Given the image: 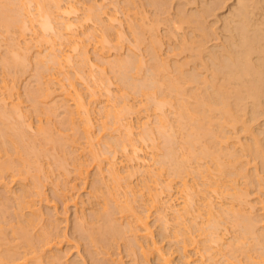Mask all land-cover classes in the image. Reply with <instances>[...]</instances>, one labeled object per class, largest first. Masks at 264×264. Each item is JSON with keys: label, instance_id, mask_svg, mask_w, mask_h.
<instances>
[{"label": "bare ground", "instance_id": "bare-ground-1", "mask_svg": "<svg viewBox=\"0 0 264 264\" xmlns=\"http://www.w3.org/2000/svg\"><path fill=\"white\" fill-rule=\"evenodd\" d=\"M12 1H17V0H10L11 3H13ZM21 1L19 3H23L22 4L23 6L25 3V7H27L26 10L27 9L30 10L28 7L30 4H28V3H31L33 1L36 2L35 3V5L37 6V7L35 6L36 8L34 6L32 7L30 5L32 7V9L33 8L36 9V12L31 13V10H32L31 9L29 11V13L24 14L25 12H22V11L23 10L25 11V9L18 2H17L18 4H16L15 2L13 3V4H16V5H14L16 7H14L13 4L8 3V1H6V0H3L2 3L5 5H3V4L0 5V12H1L0 13V16H1L0 19H3L2 16L4 14V20L0 21V22H1V24L4 22L3 24H5V27H3L2 25L1 26L4 29L5 28L8 29V31L10 32L9 27L13 28L17 25L16 28H18V30H21L20 32L18 31L19 34H21L23 36L27 35L26 32H28L29 30L32 31L34 33V35L36 34L35 32H37L36 35H39L38 31H37L39 29H36L38 27L42 28L41 31L45 30L46 33L48 31H50L51 35L47 34L46 38L44 37V40L48 41V43L44 40L43 41L45 42V44L46 43L49 44V47L52 48V49L50 48L51 51L55 50V47L57 48V45L59 46L60 50L62 49L61 48L62 46L60 47V45H59V44H61V42H59L58 39L57 40L54 39L58 42L57 45H55L56 41L54 42V40H53V42H54L53 43L51 41L52 38H59L60 37V41H61V39L64 37V39H66V41L70 40L69 43L70 42L73 43L70 45V46H72L70 48L74 47L73 51L71 52V55L69 54L70 52L67 53L66 51H64V48L61 50V52H64V53H61L59 50V52H60L59 54L58 53H52V55H51V52H50V53H48L50 55H46V56H48V60L52 61L51 65L54 64L53 66L57 67L59 64L60 67H57V68H59L58 70H60L62 68L61 66L64 65L63 61L65 64L68 63V65H69V63H70L69 61L72 60L71 58H72V54H73L74 50L76 51V49L81 48L80 51L77 50V51H79L78 57L82 58L81 66H80L81 70L77 69V71L80 70L81 72L79 71L78 73L76 72L74 74L79 76V79H81V82L82 81L83 82H86V81L90 82V80L94 82L93 87H90L91 85H87L85 83V85L88 86V88H91V89L93 88V90L88 89L89 90L88 93L90 92L89 93L90 95H87L90 97V100H88V103L89 104H91V102L95 103L94 101L98 100V98L101 97L102 95H105L107 97V95H109L112 92L111 87H110V84H112V82H110L111 78L110 77L108 78L109 75H107V71L105 69L106 68L105 66H107V65H105V64L107 61V64L109 66V61H110V65H111V61L113 59V57H111V59H109L108 51L110 52V49H112V47L119 50V51L122 50L121 47L123 48V41L125 42L127 40V39L125 40V38L127 37L126 35L128 33V32L126 33V31H125L126 28H125V25L123 24L124 22H122V20H120L121 19L120 17H122V16L120 15V17H119V15L116 14V11L118 9L115 12L112 10L113 13H115V14H110L105 9V7H104V9L102 7L100 8V6L97 4H96L97 7H95V6L92 7L95 4L94 3L91 6L92 1H91V3L89 2L90 5L89 4L86 5L83 2V5L85 4L86 6H90L89 9L87 7L86 11L88 13L86 15L83 12L84 13L83 16L85 18L83 16H81V18L83 17V21L93 20L96 25L98 24L103 29V31L101 29V34H98V35H93L94 32L91 33L90 30L92 28L89 30L90 35L92 34V36H93L92 39L95 40L93 50L95 49L97 51V53H96L97 58H100V57L104 58L106 53H108V55L106 56V59L108 57L109 61H108V59L105 61V58H104L105 63L103 62L102 64H100V62H102V61H100L101 58L95 61V62L100 61L99 62L100 65H97L98 63L95 64V62H93L91 60L93 63L92 65L94 67L96 65V67L99 68V72H100V69L102 72L106 71L105 75L107 77L102 75V80H103L102 81L100 79L101 76L97 75L99 78H96V75L93 74L95 72V68H94V71H93V69H91V70L89 69V71H91V73L89 72L90 74L84 73L85 71L84 72L82 71L84 69V68H82V66L84 67V65H83L84 63L89 61L88 62L89 65H88V63H87V65L90 66V64H91L90 63L91 58L88 55L91 51L88 52L87 49L89 47L87 48V46L90 45L89 39H91L92 36L90 37V35H89L88 40H87V43H89V44L87 46H86V44H87L86 42H84L85 44L82 43L85 40H83L81 37H79V34L77 37V38H79L78 39L79 41L75 37H72V36H77V33L79 31L78 30L76 32V30L74 29V32H72V26L73 27L75 25L77 26V23H79L80 21L79 22H75V21L73 22V20L77 17L74 16L75 17L74 18V17L70 16V14L72 15V13H73V15L75 13H77V9H78L77 4H79V3H76V2H79L78 0H31L30 2H29V0H26V2H28L27 3L28 6H26V2L24 0H21ZM100 1H102V0H100ZM116 1L118 2L120 0H116ZM116 1H114V2H116ZM170 1L171 0H159V1L155 0V2H154L153 0H148L147 1L148 4L145 3L144 5H142L141 3H144L146 1L141 2L139 0L141 7L146 6V5L149 6V5L153 4V6H155V8H157V7L159 8V9H155V10H158L157 13L153 12L156 18L155 17L151 18V24L148 23L150 21H147L146 19H144V20H146L144 22V25H140L137 23L136 24L133 23V25H132L131 24L132 22L130 23L131 28H132V32L134 33L135 38L133 41H131V40H129V41H130V43L133 42L135 47H137L136 46L137 44L146 42V39H147L146 35L150 34L148 36V41L146 42L147 43L146 51H147V54L150 55L149 57H150V60L152 63L151 62L146 63V60H144L143 56H141L142 55L141 54L142 49H139L140 56L137 55L138 54L137 52H136V55H137L136 56L135 53L133 52L134 50L133 51L131 50V47H129L131 50L130 52L133 54H131L130 52L127 53L126 52L127 50H126L124 52L125 54L127 53L126 56L124 54L123 55L124 57H121L120 54L118 53L120 57H118V55H117L118 59L116 58L117 60L114 63L115 68L118 69L117 71L119 73L118 74L119 76L117 77V74H116V77L119 78V82L121 81L124 84L123 89H125V92H123V94H122V91H121V94L119 92L120 96L123 98V99L121 98L122 100L120 102L114 103L118 100H116L113 97V99H112L113 104L111 102H109V104L105 105L106 110H105V115H103V117L105 116L106 118L104 117L105 120L103 121L101 128H102V130L104 129V130L109 131V133L111 135V139H112V136H114V133L116 135V132H117V134L119 133V137L115 136L112 140L110 139L111 140L110 142L107 141L108 145H105V146H109V149L107 148L108 150L106 149V151H105L104 150L105 146H103L104 152L102 151V153L99 152L100 154H97L94 151L95 153L94 152H92V153L95 154L94 155L95 159L98 160L99 162L100 161L103 162L104 160L110 161L109 162L110 165H108V167H110L109 175L113 174L115 177V179H113V182H114V180H116L115 183H117V184L114 183V186H113V188L115 187L117 190L114 189L115 193L110 195L111 197H113L110 199L115 200V204L116 203H122V201H117L116 198L120 197L117 195L118 191H119V195H120V191H121V189H123V191H121V192H123V193H121L122 194L121 198H123L125 196L124 199H126V200L124 201V199H122L125 202V204H123V205L121 204V210H120V204H117L119 206V209L117 208V210L119 212L121 211V213L123 212L122 214L127 213L126 216L128 215L127 216L128 218L131 216L132 222H131V220H129L130 222L129 221L127 222V220H125L128 223V224L126 223L127 226L125 227L124 226L125 224L123 225V224H121V222H119L120 219H119V221L116 219L121 225L124 226V228H123V226L122 227L117 226L118 222L116 223V220H114V218H118V217H112L113 211L108 212L107 209H110V208L105 207L104 213H106L107 215H105L106 218H102L105 221V224H104L105 226L102 225V223H100L101 225L98 224L99 226H97V227L101 226V228L100 229L98 228L99 232L98 231L97 232L99 233V236H100V234L102 235V236H100L101 240L102 239L104 240L105 238L107 239L108 234L111 235V237L113 239H114V237L119 236L121 239H123L122 241H125L126 240L125 238L129 237L130 239L128 238L129 239L128 244H125V246L128 245L127 248L129 250H127V248H126V250L128 252L130 251L129 254H131V256H134V258H133L134 260L137 258L140 259L142 261L141 264H222V263H225V264H246L247 263V264H249V262H250V264H256V262H258V264H259L260 260H257V259L261 258V257H259L260 254H262L261 256L264 255L263 254L264 253V225H261L262 222H264V221H263V218H261V217L258 218V216H260V214L255 215L257 212L255 210H252L255 208V206L252 204L253 202L251 203V201H250V197H253V196L249 193V191H250L249 189L252 190V184L251 183H253L254 185L257 184L255 187L253 185V188L256 189V187L258 186V188H257L258 191L255 189H254V191L252 190V192L253 193L255 192V194H256L257 192H260V189H261L260 193H262L263 187H264V177H263L264 175L260 176V174L261 175L263 174L260 172L264 171V0H182V1L177 0L178 2L181 1V3L176 4V3H178V2H176L175 3L176 5H174V7H173V11H169V8H170V10H172V7H169L170 5H172V4H169V3H171ZM4 2H7V3H4ZM129 2H131L130 4L128 3V5L130 7L131 4H134L136 1L130 0ZM139 2L137 4H139ZM87 3H88V1H87ZM154 3H156V5ZM167 3L169 4V6L167 5ZM6 4H8L7 6L9 8V11L7 9ZM102 4H103V2H102ZM102 4H101V6H102ZM137 4H136V6H137ZM3 6H5V7H3ZM10 6H13L14 9H13V7H12V9H10L11 8ZM79 7H81V6L79 5ZM121 7H122V9H125V8H123V6H121ZM130 9H132V8H130ZM145 9H146V14L145 13L143 14V18L149 17L148 20H150V17H152L154 15H153V13H150L151 12L150 9L149 10H147V8H145ZM160 9H161L162 13H166V14H164V16L166 15L165 17L164 16L162 17L163 14L161 12H160L161 14H159ZM33 10H32V12H33ZM82 10H80V11L82 12ZM119 11L121 12L123 10H119ZM129 11H127L128 12L127 15H131V17H132V14H130ZM152 11H154V9ZM147 13L151 14L152 16H150V15L148 16ZM124 14H126V13H124ZM68 15L72 18V20L70 19V21H69V19L67 18ZM78 15H82V14H78ZM135 16H137V18H138L139 17L138 13H136ZM212 16L214 17V19L213 18L209 19ZM65 18L67 20H65ZM122 19H124V18H122ZM135 20L137 21V19H135ZM80 23L78 25H80ZM114 23H117V25H115ZM145 23H148V24H145ZM160 23H164L165 27L161 26ZM58 24H60L59 26H62V28L68 30L67 32H69L71 29V32H70L71 35H69V36H71L72 39L65 37V35L67 33L66 32L62 33L63 29L61 27L58 28L57 27ZM130 24L127 26H130ZM148 25H149V28L146 29V26L148 27ZM19 27H20V29H19ZM89 27H90V25H89ZM60 28L62 31L61 33H60V31L59 32L57 31V29L60 30ZM94 28H96V30L98 29L97 27H94ZM113 28H115V29L117 28L116 29L117 39L115 37L114 38L115 40L112 39V37H111V36H113L112 35ZM6 29H5V31H6ZM93 29H92V31H94ZM81 30H82V28H81ZM8 31H6L7 35H5L6 40H7L9 35L13 34V33L8 34ZM6 32H5V34H6ZM11 32H12V29H11ZM16 32H14L15 36L18 35V34H16ZM32 32H30V33L32 34ZM42 32H44V31H42ZM0 33H2V32L0 31ZM39 33H40V31H39ZM133 33H132V35H133ZM86 34H89V32L84 33V35H86ZM21 35H18V38H17L18 40H19V37H21ZM44 35H46V34H44ZM12 36H14V35H12ZM15 36L12 39H15ZM67 37H68V35H67ZM5 38H4V40H5ZM9 38H11V37H9ZM38 38L41 42V40H42V39H40L41 36L40 37L38 36ZM64 39H62V41ZM2 40H3V37H2ZM9 40H11V39H9ZM80 40H82V41L80 42ZM15 41H17V40H15ZM24 41H25V39H24ZM43 41L41 43H43ZM66 41H63V42L66 43ZM211 41H212V43L210 45L209 43ZM12 42H10L11 45H12ZM21 42L23 43V40ZM113 42H115V43H113ZM15 43L19 44V41L15 42ZM24 43H26L25 45L28 48V46L30 45V42L28 41V42H24ZM36 43H37V40H36ZM69 43H67V44H69ZM16 44H15V46H16ZM50 44H51V46H50ZM80 44H83L86 47H84V46L81 47L82 45H80ZM44 45H42V46H44ZM64 45L65 44H63V46ZM166 45H167V47L165 49ZM10 46H8V47H10ZM24 46L21 49V51L26 47V46L25 47ZM42 46H41V48H42ZM16 47H18L17 51L19 53V46L17 45ZM45 47H46V45H45ZM135 47L133 46V49H135ZM12 48H13L12 51L16 50V49H14L15 48L14 45ZM41 48H40V51H41ZM44 48H42L43 49V56L45 55L44 52L47 54V52H46L47 48H45V51H44ZM59 48H57V51ZM85 48H87V49H85ZM126 48L128 49V47H125V49ZM137 48H139V46ZM50 49L48 51H50ZM163 49L165 51H163V53H162L161 51ZM27 50L29 52V49H27ZM8 51L9 50L7 49V52ZM21 51H20V53H21ZM57 51L55 50L54 52H57ZM143 51H144V49H143ZM18 53L15 52L14 55L18 54ZM22 53H23V51H22ZM24 53L27 56V52H25V49H24ZM8 55H10V54H8ZM25 55H23V54L21 55V58H20L21 63H19L17 58L20 56V54H19V56L16 55V57H17L16 59L11 54L10 55V63L11 64H7L9 62V61H7V63H3V66H5V64H6V67H7V65L9 66V65L14 64L15 68H16V67H18V66H16V64L18 65V63H19V65L20 64L22 65L25 62L27 63L26 59L30 55H29V53H28L29 56L26 57ZM73 55L76 56L77 54H73ZM98 55L100 57H98ZM46 56H44L43 58H45ZM75 56H73V57H75ZM146 56L144 54L145 59L146 58L148 59V56L147 57ZM171 56H174V57L177 56L178 57L177 59L173 60V62L175 61V63H173V64H169V62H171L169 60V58ZM11 57H12V59H11ZM25 57H26V59H25ZM49 57H50V59H49ZM78 57L76 56V58H78ZM179 57H181V58L179 59ZM6 58H9V57L7 56ZM6 58H5V60H6ZM40 58H42L41 55H40ZM27 60L30 61V59H27ZM35 60H36L35 64L39 65L38 69L36 67L35 68L40 73H41V71H40L41 68H42L41 69L42 72L46 71V70H43L45 68L44 63L41 64V63L37 62V61L42 62L41 61L42 59L39 60V57H38V58H35ZM46 60L47 59H45V61ZM73 60H74V58H73ZM73 60L71 61V63H73ZM82 62H83V64H82ZM48 63H50V62H48ZM55 63H57L56 66H55ZM45 64H47V63H45ZM145 64H146V67H145ZM147 64H149V65H147ZM41 65L42 66L44 65V66L42 67ZM70 65H74V64H70ZM70 65H69V67H70ZM92 65H91V68H93ZM101 65H103V66L105 65L104 68ZM47 66L50 67V65H48V64H47ZM86 66H85V68H86ZM88 66H87V68H88ZM49 67H47V68H49ZM63 67H65V66H63ZM112 67L113 66H111V68ZM50 68L53 69L52 66ZM57 68H55V69L57 70ZM65 68H67V65ZM77 68H79V67H77ZM87 68H86V70H88ZM109 68L110 67H108V69ZM115 68L113 67L112 69L115 70ZM8 69H10V68H8ZM18 69L20 70L19 67H18ZM52 69H48V71H50V70L53 71L54 69L53 70ZM145 69H146V71H145ZM11 70H14V69H11ZM19 70H17V71H19ZM21 70H23V69H21ZM21 70H20V72H21ZM36 71H35V73H36ZM60 71H62V69ZM10 72H12V71H10ZM39 72H38V74H39ZM63 72H64V70H63ZM71 72H73V71H71ZM74 72H75V70H74ZM46 73H47V71H46ZM46 73H44V75ZM51 73H53V72H51ZM60 73L61 72H59V74H57V75H60ZM66 73H69V72L66 71ZM14 74H17V73L14 72ZM41 74L43 75V73H41ZM65 74H63V76ZM85 74H87L88 76ZM101 74L102 73L100 72V75ZM57 75L50 77V74H49V77H50V78H48L49 81H50V79L51 80L58 79L59 76H57ZM38 76H40V75H38ZM103 76H104V79H103ZM46 77H47V75H46ZM46 77H45V79H46ZM67 77H68V74H67ZM67 77L65 76L64 78H67ZM69 77L71 79V77H73V76H69ZM75 77L76 76H74V78H72V79H74V81H75ZM106 78L108 80L110 79V81H107ZM4 80L7 81L6 79H3V81ZM37 80H41V79L37 78ZM58 80L60 81V79H58ZM49 81H48V85H49ZM70 81H71V83L69 82V85H68L69 88L67 90H64L63 93L67 91L68 94H70L72 97H74L75 105H76V106L74 105V107H76L77 110H76V113L73 110L70 111V113H69L70 116L68 117L67 112L70 109H66V110H68L66 112L67 117H65L64 120L69 118L70 121H69V119L66 121H68V125L70 123L71 125H69V126H73L72 128L74 129V127H76L75 125L79 124V123H75L77 117L73 116V112L75 114L83 117V118L81 117L83 123L85 124V126H83V130H84L83 133H86V134H84L86 137L85 138L83 137V139L84 140L87 139V143H88L87 145L91 147V151H92V149H95V146H94V144L96 143L95 141L98 140L97 135H93L94 132H93V134L91 133V130L93 129L92 127L94 125L91 121V118H93V117L90 116V112H92L93 109H91L92 111H90V108H92V107L89 108L88 103H86L87 100L83 98L85 96V94L83 96V94L81 93L82 91H80L81 89L78 90V87H76L74 81L73 82H72V80H70ZM7 82H3V83H5V85H7V87H5L4 84L1 85V87L3 86V88H6L3 90V92H5V91L10 92V93H8L9 97H10V94L12 95L11 90L14 88L12 85L11 86L12 89H11V87H9L10 84L8 85ZM38 82L39 81H37V83ZM62 82H58V83H62ZM104 82H108V83L104 84ZM41 83H42V81H41ZM45 83L47 84V82H45ZM50 83L52 85L54 84V83H52V81ZM64 83H65V81L62 84H64ZM38 84H40V82ZM55 84H57V83H55ZM65 86L63 85V87L66 89L67 86L66 87ZM120 86L121 85L119 84V88H120ZM43 87L45 88V85L44 86L42 85V88ZM7 88H9V89H7ZM44 88H43V90L45 92L39 91V92H42V94L40 93L42 96V99H46V98L48 99V97L51 94H53V95L55 94L54 93L56 91L55 89L50 88L51 90L49 91V90H47V88H45V89ZM120 89H122V88H120ZM8 90H10V91H8ZM46 90H47V92H46ZM53 90H55V91L53 92ZM130 90L136 91V92H133L135 94H138L137 92H139L140 95L142 94V96L145 97V101H143L141 99L143 101L144 105H141L142 101L140 102L139 106H136L138 104H135V103L133 104L134 101H131V99H130V97L132 98V96L129 95L130 94L129 92H132ZM32 91H35V89H33ZM51 91H52V93H51ZM29 92L31 93V90H29ZM39 92L37 94H39ZM43 92L46 94H44ZM34 94H36V93L34 92ZM34 94H32L33 95L32 99H34V102H36L35 99H37L39 97H38V95L36 96ZM68 94L66 93L65 95L67 96ZM119 94H117V95L119 96ZM1 96H0V122L3 124L2 125L3 130L1 131L2 132V136H1L2 141L0 142V179L2 178L1 180H3V178H5V177L9 178L10 175L8 176V174H11V176L14 178L13 180H15V181H17V179H18V181H20L19 178L21 179V184L18 185L19 183H17V185L20 186L19 188L21 189V190H19V188H18V190L21 192H20V194H18L19 191L16 190L15 193H17V191H18V193H17L18 195L16 194L15 196H18V197H16V199L14 198L15 202H16L15 203L16 206H14V207H17L19 209H18V211L15 209L13 211H17L18 214H15V215H17V217L19 216V218L20 217L24 218L25 212L22 214L21 211H23L24 209H28V208H30L28 210L32 211L33 210L32 207L36 206L35 205V200H36L35 198L37 196H39L38 199L41 198L43 196L42 192H44V187H43V185H41L42 183L39 182L41 178L38 176V179L40 178L39 181L36 180L37 178L34 179L35 177H33V176L35 173L33 174L32 170H31V172H32L33 176L31 177V179L32 178L33 179L32 180L30 179L31 181H33L30 183L32 185L30 186L29 184L26 183L27 175L28 174L30 175L29 169L34 170V166L40 160V159L38 160V158L43 157V155L42 156L40 155L41 152H43L42 150H44L45 152L48 151L47 150L48 147L46 148V146L45 147L42 146L43 147L42 148L39 145L37 147H41L42 149L41 148L36 149L37 148L36 144L40 143V141L35 143L33 141L34 138H32V137L37 138L35 135H37L38 131H39V134L41 131V132H43L42 135H44V131L49 130L47 132H51L52 129H51V126L47 123H44L45 128H44V126L40 127V125L39 126L37 125L38 126L37 127L35 125L36 129H38L37 133L33 134L34 136L31 135L32 132L35 131V129H33L31 126V129H33L34 131H31L30 133H29V130L28 131L24 130L26 128L25 122L28 118H26L25 117L26 115L21 112L22 106L20 107V110H19L20 105L19 104H18L19 106L16 105V103H18V102H15V103L13 102L14 103L13 105H16L15 109L13 108V105H12L13 110H11V111L12 112L14 111L13 112L14 115L12 112H10L11 113L10 114L8 112L10 110V108L9 107H8L9 109L5 108L6 105H8V104L5 105V102H7L6 99H7L8 95H6V99H5V95H3L2 97ZM34 96H36V98ZM41 96H40V98H41ZM52 97H49V98H52ZM68 97H69V95H68ZM110 97H108V98H110ZM188 97L189 98L193 97L195 99V101H193L194 103L193 102H190V103L187 102L189 100ZM193 98H190V100ZM4 99H5V102L3 101ZM114 99L116 101H114ZM133 100H134V98H133ZM2 101L4 103H2ZM60 101H61V99H60ZM89 101H91V102H89ZM38 102L40 103V99L38 100ZM59 102H57V104ZM61 102H60V104H61ZM55 103H54V105H56ZM3 104L5 105V106H3L4 110L2 109ZM66 105H65V107H66ZM93 105H91V106H93ZM59 106L60 105H58V107ZM61 106H64V103ZM69 106H70V104H69ZM167 106L169 108L173 107V109H175L174 113L177 115L176 116L177 121L176 120H173V121H176L177 122V123L175 122L176 124L171 122V120L169 119V117L167 115L168 113H166L167 112L166 111ZM16 107H18V108H16ZM35 107H36V105H35ZM6 109L8 111H6ZM54 109H55V107H54ZM71 109H73V108L71 107ZM49 110L51 111V109H49ZM100 111L101 110H99V112ZM144 111L148 112V114H146V112H144ZM150 111L155 112L154 115L156 114L155 115L156 120L154 119L155 123L153 122V124H155L154 126H151L153 124H150V125L148 124L149 121L147 120V117L151 116V115L149 116ZM7 112H8V114H7ZM142 112H144L146 115L144 116L143 115L144 113H142ZM169 113H171V111ZM174 113H172V114H174ZM23 114L25 117L24 120H23V116H22ZM102 114H104V112H102ZM173 117H172V119H173ZM48 118L50 119V117H48ZM78 118H80V117H78ZM134 118L136 119V121H137V118L140 119L142 125L137 122L139 124V126H137L138 124L136 125L135 124L136 122L135 123L133 122ZM170 118H171V116H170ZM83 119H85V121ZM145 119L147 122L145 121ZM151 119H152V117H151ZM151 119H149V120H151ZM45 120H47V119H45ZM28 121H29V119H28ZM48 121L50 123V120H48ZM1 123H0V126H1ZM39 123H41V121ZM39 123H37V124H39ZM46 124L48 126H46ZM80 124H81V122H80ZM174 124L177 127H175ZM178 124H179V127L181 126L182 129H185L188 127L187 128L188 131L185 130V132H186V134H184L185 137H182V138H181V136L178 137V139H180V141L182 139L185 140L184 142L182 140V142L185 143L184 144L185 148H182V149H185V151L181 149L180 151H183V153H181V154L176 151V149H175L176 147H174V144L173 145L171 144L173 141L175 143L177 140L176 139V136H177L176 133H178L179 130L178 131H177V129L175 130L174 127L178 128ZM30 125H31V123H30ZM65 125H67V124H65ZM140 125L143 128H140ZM28 126H29V123H28ZM35 126H33V127H35ZM49 126H50V128L46 129V127H49ZM136 127L137 128L139 127L138 129H140L141 131L137 130L138 131L137 132L135 129ZM27 128H29V127H27ZM42 128H44V129H42ZM68 128H70V127H68ZM181 128H178V129H180V131H181ZM76 129H77V127H76ZM42 130H44V131H42ZM71 131H73V130H71ZM74 131H76V130H74ZM175 131H176V133H175ZM157 132H158V134L161 133L165 137L164 139L167 141V143L171 144V146H167L166 149L163 148L164 151L165 150L166 151L163 152V154H162L163 156L161 155L163 157V159L160 160V162H159V164L161 163L160 166L157 165L158 167H156V166L153 167V164L151 165V161L154 159L155 155L158 156V158H159V155H157V154H160L159 152L162 151V150L157 151L158 153L154 154L156 152V151H154V149L157 150L156 148H160V147H157L158 144L155 143V141L157 139L159 140V138H158L159 135L157 134ZM240 132H244L246 134V137L243 136L244 139L241 138L244 141V143L239 138L242 134V133L239 134ZM27 133L30 134L31 136H28ZM80 133H82V132H80ZM182 133H184V130H183V132L181 131L180 134H182ZM51 134L53 135V133H51ZM155 134L158 135V136L156 135L157 136L156 139L154 138ZM238 135H240V136H238ZM45 136L46 135H44V141L46 138H50V140H52V138H53V137H49L50 135L46 136V137ZM94 136L96 138H94ZM76 137H78V136H76ZM41 138L43 139V137H41ZM74 138H75V136H74ZM100 138L102 139V137H100ZM100 138H99V140H100ZM106 138H108V137H106ZM106 138H104V139H106ZM234 138L235 139L237 138L238 140L237 139L236 140L241 143L239 146V143L236 141L237 145L239 146L238 148H237V145H235L236 143L234 141H230L231 139L235 140ZM55 139H56L55 141H57V139H61V138H55ZM46 140L48 141L49 139H46ZM78 140H79V138H78ZM99 140L97 141V143L100 142ZM158 140H157V142H158ZM162 140H163V138H162ZM246 140H248V142L245 144ZM36 141H37V139H36ZM75 141H77L76 138H75ZM65 142H64V146H65ZM229 142H231V143H229ZM53 143H54V141L52 142L51 146L58 144L56 142L54 144ZM67 143L68 142H66V144ZM80 143L78 142V144H80ZM176 143H178V142H176ZM61 144H63V143H61ZM163 144H164V142H163ZM163 144H162V146H163ZM223 144H225V146ZM60 145H59V147H60ZM75 145H77L76 142H75ZM102 145H103V143H102ZM184 145L182 144L181 147H183ZM70 146H72V145H70ZM86 146H85V148L87 149L88 146L87 147ZM99 146H100V144H99ZM181 147H179V148H181ZM49 148H50V146H49ZM55 148H57V147H55ZM55 148H54V150H55ZM71 148H74V147H71ZM75 148H76V146H75ZM80 148H82V147H80ZM85 148H84V150H86ZM148 148H150L153 151L149 153ZM177 148H178V146H177ZM62 149H63V147H62ZM97 149H99V148H97ZM239 149H241V150L239 151ZM50 150H49V152L52 154L53 151H50ZM99 150H101V149H99ZM241 151H244V154H242V153L240 154ZM45 152H43L44 157H47L48 155L45 156V154L47 152L46 153ZM237 152L239 154H237ZM63 153H65V152H63ZM92 153H90V154H92ZM120 153L124 156V158H122L120 160V163L121 162H122V164H123V162L125 163V165L123 164L124 170H121L120 167H122V166H120V165H119L120 167L118 166V164H119L118 159H120L118 154H120ZM63 155H65V154H63ZM4 156H5V158H4ZM12 156H14V157L12 158ZM17 156H18V158H20L19 161L14 159V158L17 159ZM242 156H244V157L242 158ZM250 156L253 158L254 161L258 160L260 162L262 167L260 166V164H258V163H256V164L259 165L261 167V169H263V170H260L259 169L260 167L256 166V168H254V170H251V171H253V172H251L252 175L247 174V172L243 173V171H245L243 169L244 168L246 169V166H245L246 163H247V165H249L248 163H250V162L252 163V161H253V160H250ZM245 157H246V159H245ZM22 158H24L25 160ZM53 160H54V162H56L57 158H56V160H55V158ZM154 160L158 161L156 159H154ZM192 160L193 161L195 160L194 162H196L197 166L193 165L194 163H192L193 162ZM244 160H246V161L243 164ZM248 160H250V162ZM14 161L19 163L17 165L18 169L14 166V165H16V163H14ZM21 161H22V163H20ZM60 161H61V159H60ZM75 161H77V160H75ZM98 161H97V164H99ZM108 161H107V163H108ZM80 162L78 161V164H73L74 165L73 170L76 173L75 178L77 176L79 179L80 178L83 179L84 173L87 170V169L85 170V168L87 166H84V164H82V162L81 163ZM33 163L35 165H33ZM20 164L24 165V166L28 165L27 167H25L27 169L25 170L24 166H22V168L24 170L23 171L21 168H19L21 166ZM65 164H66V166H68L66 162H65ZM40 165L41 164L38 162L37 166H35V170H36L37 174H40V172H41L42 167ZM100 165L101 164H99L98 167ZM102 165H104V164H102ZM66 166L63 165L64 170L66 173H69V168H67ZM151 166L153 168H155V167L156 168L152 169ZM243 166H245V167H243ZM59 168L62 169V167H59ZM105 169H107V168H105ZM251 169H252V167H251ZM100 170L102 171V168ZM165 170H169L168 171L170 173L169 176L166 175V177H164V173H165L164 171ZM256 170H257V172H255ZM258 171L260 174L258 173ZM47 173L49 174L50 171ZM254 173H256V174L258 173L259 175L257 174V177H256L255 176L256 174H254ZM37 174H35V176ZM101 174H103V173H101ZM166 174H167V172H166ZM191 174L195 175L192 177L193 179H189L187 177ZM243 174H246V175L243 176ZM49 175H51V173ZM113 175H111V177ZM137 176H139V179H141L140 183L138 181L134 182L133 181L134 178L132 179V177L136 178ZM242 176L245 179H247V178L250 179L253 176V179H250L249 181L246 180V182L248 181V183L245 182L246 184L245 183L241 184V182H240L241 187L246 185V187H243L245 189L241 188L240 185L237 184V182L239 183V181H240V180L238 181V178L242 179V181L243 180L245 181V179L241 178ZM44 178H45V175H44ZM177 178L180 179V181H178ZM254 178H255V181H254ZM79 179H77V180H79ZM103 179H101V180H103ZM22 180H24V181H22ZM175 181H176V183H178L177 185H176ZM24 182L27 185H29L31 188L29 186H27ZM5 183H7V182H5ZM98 184H100V183H98ZM247 184H251L250 185L251 188H249V186ZM101 185H103V183H101ZM44 186H45V184H44ZM98 186H96V187H98ZM41 187L43 188L42 189L43 191L41 190ZM72 187H73V185H72ZM117 187L119 188V190ZM106 188H107V186H106ZM95 190H97L96 192L101 191L100 189H95ZM95 190L93 189L94 192H95ZM98 190H100V191H98ZM105 190L106 191L110 190V187L105 189ZM116 191H117V193H116ZM64 192H65V190L63 191V193ZM96 192L94 194H96ZM108 192H106V193H108ZM91 193H93V192H91ZM111 193H113V192H109L108 194H111ZM64 194H65V196H67L66 193H64ZM64 194H62V195H64ZM104 194H105V192H104ZM11 195H12V192H11ZM97 195H98V197L96 195H95V197L98 199L100 197V195L99 194H97ZM8 196H10V195H8ZM4 197L5 196H3V198ZM114 197H115V199H114ZM258 197L259 196H257L256 198H258ZM263 197H264V195L261 198H263ZM102 198H100V199H102ZM106 198H107V196H105V200H106ZM217 198L220 200H218ZM225 198H228V201ZM256 198H255V200H257L258 202H259V200H261L260 198H258V199H256ZM6 199H9L8 201L12 202L13 197L12 198L6 197ZM138 199H139V202H138ZM92 200H94V199H92ZM74 201L76 202V200H74ZM111 201H110V203H111ZM263 201H264V198H263ZM4 202H5V200L3 199V203L2 202L1 203L4 205L5 204ZM98 202H100V201H98ZM105 202H107V201H104V203L103 202L100 203L101 205L103 204L101 210H103ZM108 202H107L106 206L112 205V204H108ZM136 202L137 203L141 202V204L137 206V204H135ZM1 203H0V205L2 207H4ZM7 203L8 202H6V204ZM64 203H66V202L64 201ZM112 203H113V207H115L116 205H114V202H112ZM262 203L263 202H261L260 204H262ZM8 204L5 206H8ZM67 204H66V206H67ZM98 204H97V206H98ZM11 206L12 205H9L8 208H10ZM263 207L264 206H262V208ZM152 208H156V209H158V211L160 213H162V214H159V216H161V215L162 216L160 218L159 217L158 218H159V220L161 219V221L163 223V225L161 227H163L164 230L166 231L165 235L168 234L167 233V231H168L167 229H169L168 226L170 225V223H172L170 221L172 219H174V218H170L171 216H168L169 212L171 211V212L176 214V218L173 221L178 223V225H177L178 227L176 228L177 230L174 229L176 231L172 234V236L176 240H178V243L181 244V246H179V248L181 247L180 249L176 248V250L179 251L178 253H181V254H179V255H181L180 257H179V255L176 256L177 257L176 259H178V258L180 259V260L178 259L179 261L177 260V262L175 261V259L172 256V254H173V253H171L173 251L172 248H171V251H169V250L166 251L165 248L163 247L164 245L161 246L160 245L161 243L159 244L158 243L159 241H156V239H154L152 236V230H151L152 228L150 225L151 222L149 224V221H148L149 216L147 214H145V213H147V211L149 209H150L149 210V212H150ZM257 208H259V207H257ZM257 208H256V210H257ZM34 209H35V207H34ZM97 209L100 213L101 210H99L98 207H97ZM1 210L4 211L5 209L3 210L1 208ZM110 210H112V209H110ZM7 211H8V209H7ZM37 211H34L33 213L35 214ZM253 211H255V213ZM19 212H21V213H19ZM101 212H103V211H101ZM156 212H157V210H156ZM263 212H264V210H263ZM30 213H28V215ZM114 214L113 215L116 216V212ZM22 215H24V216H22ZM28 215L25 216L26 219L21 218L22 220H20L19 218L16 220L17 217L13 216L16 220V221L15 220L14 221L19 222V224L16 223L17 225L16 224L15 225H9L10 227L13 226V227H11L12 229H9V226H4L6 228H3V226H2L3 224H5V225L9 224V221L11 218L9 219V221L8 220L6 221V219L4 220L0 216L1 217V220H0V264H24L25 262H27V260L30 259L28 255H30V257L33 256L37 260V261L35 260L37 262L35 264H43L45 262H43L44 261L43 259L40 260L41 257L43 256L41 252H43L45 250L46 246L48 247L51 244H53V242H54V244H56L55 241L52 239L53 234H51L52 233L51 231H49V232H48V230L42 231L43 230L42 229L41 230L42 232L37 233L36 235H34L32 233V231L34 229L33 227L36 225H34V222L32 220L33 214L31 216L29 215L32 219L29 218ZM33 216H37V213ZM95 216H97V215H95ZM105 216H103V217H105ZM120 216H123V215L120 214ZM37 218L36 219L34 218V220H37ZM41 218H42V216H41ZM83 218H84V216H83ZM98 218H99V216H98ZM228 218L231 219L230 221L235 225L234 228H237V231H238L237 235H233L235 238H233V236L231 235L233 240L231 238L232 241H230L229 243L227 242V241H229V240H227L228 238L226 239V232L227 233L229 232L228 227H231V226H227L226 232L223 229L225 227L224 224H226L227 222H230L229 220H227ZM260 218L262 221H261V224L258 225V223L260 222V220H259ZM124 219H127V218H124ZM2 220H4V221L2 222ZM77 220H78V218H77ZM233 220H234V222H233ZM81 221H82V219H81ZM86 222L87 221H85V224H86ZM92 222H93V220H92ZM14 223L12 221V224H14ZM79 223L81 224V222H79ZM90 223H91V221H90ZM176 223H175V226H176ZM227 225H229V223ZM234 225H232V226H234ZM14 226H17V227H14ZM49 226H50V224H49ZM83 226H85V225H83ZM47 227H48V225H47ZM57 227L58 226L55 225V229ZM185 227H188L191 229L193 227L197 228L196 229L197 232L200 233L198 235L200 236V238L201 237L202 238L197 239V238L193 237V234H194V232L196 233V230L194 231L193 230L194 228L192 230H188V228H185ZM7 228L12 232V238L15 236L17 238L16 241L20 240L18 244H16V245L14 244V246L12 243H10V245H9V243L5 244V242H7L8 238H9L8 233H10V231H8ZM31 228H32V231H31ZM48 228H51V227H48ZM4 229H5L6 233L8 231L7 237H6V234L4 233ZM44 229H47V228H44ZM78 229H80V228H78ZM86 229H88V227ZM86 229L84 230V228H83L84 231H87ZM186 229L188 230V232L191 231L190 234L192 236H190L189 233L186 232L187 231ZM164 230H162V232H164ZM170 231H171V229H170ZM192 231H193V234H192ZM237 231H234V232H237ZM37 232H38V230H37ZM55 232L57 233V234L55 233L56 236H58V232L56 230H55ZM89 232H90V230H89ZM92 232H94L93 229H92ZM97 232L95 230L94 234ZM13 233H14V236H13ZM127 234L129 236L124 238L123 235H127ZM96 235H95V237L97 239L98 236H96ZM169 235H170V232H169ZM172 236H170V237H172ZM92 237L94 238V236H91V238ZM102 237H105V238H102ZM53 238H55V236ZM88 238H89V236H88ZM141 238H144L145 241H141L140 240ZM85 239H87V238H85ZM96 239L94 238L93 240H96ZM98 239H99V237H98ZM166 239H168V238H166ZM4 240H5V242L3 243ZM198 240L202 241L203 245H202V247H200V249L201 248H203V249L201 252L199 251V249H198V251L195 249L196 250L195 252H197L198 254L200 252V254L199 255L197 254L199 256V259L197 258V260H194L195 259L193 256L194 254L192 253L193 255H191V253L189 252V248H190V246L192 248L193 247L196 248V243ZM110 241H112V240H110ZM9 242H12L10 240V238H9ZM126 242H127V240H126ZM59 243H61V242L59 241ZM94 243H97V242L94 241ZM102 243H100V244H102ZM199 243H197V244H199ZM4 244L7 245V247H5ZM11 244H12V247H11ZM225 245L229 246L228 249H230V250H227L228 252L224 251V249L226 250V248H227V246H225ZM53 246H55V245H53ZM57 246H58V244H57ZM95 246H97V245H95ZM59 247H60V245H59ZM220 247H222V248L226 247L224 249L221 248V252L224 251L227 254V255H225V253L223 252L224 256H222L223 254L221 255L222 259L223 258L225 259V260H223L224 262H222L218 259V255L220 253ZM245 247H247V248H245ZM217 248H219V249H217ZM243 248H245L246 252H245V250L244 251L242 250ZM19 249H24V251L19 252ZM110 249H111V247H110ZM108 250L109 249L107 247V251ZM176 250H175V252H177ZM250 250H251V252L253 251V253L249 254ZM254 250H256L258 252L257 258L254 257V255H253V254H255L254 252H256ZM20 251H22V250H20ZM39 251H41V252H39ZM38 252L41 253L42 256H40V254L38 255ZM65 252H63V253H65ZM191 252H194V251H191ZM202 252H204V253H202ZM106 253H103V254L108 255ZM108 253H110V252L108 251ZM20 254H22V256H17ZM53 254H55V253H53ZM65 254H67V253H65ZM240 254H243V255H240ZM95 255H94V257H95ZM255 255H257V254H255ZM49 256H51V255H49ZM56 256H57V254H55V260H53L54 263H53L52 259H50L52 261V262L50 261L51 263L58 264L59 259L57 260ZM221 256H220V259H221ZM241 256L246 257V259L241 258ZM33 257H31V258L33 259ZM92 257H90V258L93 259ZM174 257H175V255H174ZM195 257H196V253H195ZM44 258H45V256H44ZM49 258H51V257H49ZM107 258H109V257H107ZM112 258H111V260L109 259L112 264H120L118 260L115 261L113 259L115 261V262H113ZM53 259H54V257H53ZM253 259L256 262H254ZM65 260H67V259H65ZM103 260H105V259H103ZM121 260L122 259L120 257V261ZM244 260L245 261L250 260V261L245 263ZM55 261H56V263H55ZM62 261H60L61 264H62ZM95 261H97V259ZM98 261H99V259H98ZM107 261L108 260H106L105 262H107ZM60 262H59V264H60ZM84 262L86 263L85 260H84ZM122 262H123V260H122ZM33 264H34V262H33ZM63 264H65V263L63 262ZM66 264H68V263H66ZM72 264H74V263H72ZM93 264H96V263H93ZM104 264H106V263H104ZM131 264H133V263H131ZM260 264H264V258H263V262H261Z\"/></svg>", "mask_w": 264, "mask_h": 264}, {"label": "rangeland", "instance_id": "rangeland-1", "mask_svg": "<svg viewBox=\"0 0 264 264\" xmlns=\"http://www.w3.org/2000/svg\"><path fill=\"white\" fill-rule=\"evenodd\" d=\"M3 1V0H2ZM2 1L0 0V5H2L3 3H2ZM6 1H8V3H11L10 2V0H6ZM19 0H17V1H12L13 3L15 2L16 4H18L19 2H18ZM25 2H26V0H24ZM31 0H29V2H30ZM79 2H76V3H79V4H77L78 5V9H77V13L78 14H82V15H78L77 13H75L74 15H73V13H72V15L70 14V16L71 17H79L78 19L77 18H75L74 20H73V22L75 21V22H79L80 23V25H78L79 23H77V26L75 25L74 27L72 26V32H74V29L76 30V32L78 31V33H77V36H72V37H75L77 40L79 39V38H77L78 37V34H79V37H81L83 40H85V41H83L82 43H84V42H86L87 43V40H88V37H89V35H90V31H91V33H93V35H98V34H101V26H99L98 24L96 25L95 23H94V21L93 20H86V21H83V14L85 13V15L88 13L86 10H87V7H88V9H89V7L90 6H86V5H88L89 4V2L91 3V1H92V4H91V6L92 7H97V5H99L100 6V8L102 7L103 9H104V7H105V9L110 13V14H115V13H113V11L115 12L117 9V11H116V14L117 15H119V17H120V15L122 16V17H120L121 19L120 20H122V22H124L123 24L125 25V28H126V33H127V37L125 38V40L127 41H123V48L121 47V49L122 50H117V49H115V48H113L112 47V49H110V52L108 51V53H109V55H108V53H106V55H105V61L108 59V57H109V59H111V57H113V59H112V61H111V65H110V61H109V59H108V61H109V66H108V64H107V61H106V64L105 65H107V66H105L106 68V71H107V75H109L108 76V78L110 77L111 78V81H110V79L108 80L107 78V81H110V82H112V84H110V87H111V93L109 94V95H107V97L105 96V95H102L101 97H99L98 98V100H95L94 102L95 103H92L91 101H89V102H91V104H89L88 103V100H90V97L89 96H87V95H90L89 93H88V89H90V90H93V88L91 89V88H88V86H86L85 85V83L87 84V85H91L90 87H93V84H94V82L93 81H91L90 80V82H88V81H86V82H81V79H79V76L78 75H76V74H74V73H78L80 70H81V68H80V66H81V60H82V58H80V57H78V53H79V51H80V49L81 48H79V49H76V51L74 50V52H73V54H77L76 56L78 57V58H76V56L75 55H73L72 54V60H73V58H74V60H73V63H71V61L72 60H70L69 62V65L70 64H74V65H70V67H69V65H68V61L66 62L67 64H65L64 63V61H63V66H65L66 67V65H67V68H65V67H63V66H61L62 68V71H60V70H58L59 68H57V67H60L59 66V64H58V66L57 67H54L53 65H51V62L52 61H49L48 60V56H46V55H50V54H48V53H50L51 52V55H52V53H60L61 52V50L64 48V51H66L67 53L68 52H70L69 54L71 55V52L73 51V48H70V47H72V46H70L71 44H73V43H69V41L70 40H67L66 41V39H64V37L62 38V39H64L63 41H66V43H64L63 41H62V39H61V41H60V37L59 38H52V42H53V40L54 39H58V41L59 42H61V44L63 43V44H65L64 46H63V44L61 45V44H59L60 45V47L62 48L61 50H60V48H59V46L57 45V41L56 40H54V42L56 41V44L55 45H57V48H59L58 49V51H57V48L55 47V50L57 51V52H54L55 50H52L51 51V47H49V44H47L48 43V41H46V40H44V37L46 38V36H47V34H50L51 35V33H50V31H48L47 33H46V31L45 30H42V31H44V32H42L41 31V29L42 28H36V29H39V30H37L38 31V34L39 35H36L37 34V32H35L36 34L34 35V33L32 32V31H28V32H26V34L27 35H21V34H19V32L21 31V30H18V28H16V26L15 27H13V28H10L9 27V29H10V32L8 31V29H6V31H8V34H11V33H13V34H11V35H9L8 36V38H7V40H6V36L5 35H7V32L5 31V29L3 28V27H5V24H1V22H0V31L2 32V33H0V96L2 95H5V99H6V95H8V97H7V99H6V101L7 102H5V99L3 100L4 102H5V105L6 104H8V105H6V107L5 108H7V109H9L10 108V110L8 111L7 109H6V111H8L9 113L10 112H12L11 110H13V108L15 109V106L16 105H18L19 106V110H20V107L22 106V109H21V112L22 113H24L26 116V118H28L29 119V121H28V119L26 120V128L24 129V130H26V131H28L29 130V133L31 132V131H34L33 129H35V131L34 132H32V134L31 135H33V134H35V133H37V130L38 129H36V126L38 125H40V127H43L45 124L44 123H47V124H49L50 126H51V129H52V131L51 132H47V131H49V130H47V131H44V130H42V131H44V135H46V136H49V137H53L52 138V140L54 141V143L56 142V143H58V144H56V145H53V146H51L52 145V140H50V138H46V139H49L48 141L45 139V141H44V135H42L43 134V132H41L40 131V134H39V131H38V133H37V135H35L37 138H35V137H32V138H34V142L35 143H37V142H39L40 141V143H38V144H36V147L37 146H46V148H47V150L48 151H44V150H42L43 152H45L46 154H45V156H47V157H44V154H43V152H41V156L43 155V157H41V158H38V162L41 164L40 166L42 167V169H41V172H40V174H37L36 173V170H35V166H37V164H38V162L36 163V165L33 163V165H35L34 166V170L33 169H29L30 170V175L28 176L27 175V181H26V183L27 184H29L30 186L32 185V184H30L31 182H33V181H31L32 179H31V177L33 176L32 175V172H31V170L33 171V174L35 173V174H37L36 176H35V174H34V176L33 177H35L34 179H36V180H38L39 181V179H40V181L39 182H41L42 184L41 185H43V187H44V192H42V197L41 198H39L38 199V197L39 196H37L35 199V205L36 206H33L32 208H33V210L32 211H30V210H28V209H30V208H28V209H24L23 211H21L22 212V214L24 213V215L25 216H27L28 215V213H30L29 215L31 216L32 214L33 215H35L36 213H37V216H33L32 215V218L29 216V218H31L32 220H33V222H34V225H36V226H34L33 228V231H32V228H31V231H32V233L34 234V235H36L37 233H40V232H42V231H45V230H48V232L49 231H51L52 233L51 234H53L52 235V239L55 241V243L56 244H54V242H53V244H51L50 246H46V248H45V250L43 251V252H41V251H39V252H41L42 253V255H41V253H39L38 252V255L40 254V256H42L41 257V259L40 260H44L43 262H45V263H43V264H53L54 263V261L53 260H55V254H57V256H56V259L58 260V264H59V262L60 261H62V264H63V262L66 264V263H70V264H72V263H74V264H93V263H96V264H104V263H108V264H110L111 262H110V260H111V258H112V260L114 259L115 261H119V263L120 264H131V263H133V264H141V260L140 259H133L134 258V256H131V254H129L130 253V251L128 252L127 250H129L128 248H127V246L128 245H126L125 246V244H128V240L130 239L129 237H127V236H129L128 234L127 235H123L124 236V238L125 237H127V238H125L126 240H127V242H126V240L125 241H122L123 239H121L119 236H117V237H114V239L111 237V235H107V239L105 238V237H102V238H105L104 240L102 239H100L101 237L100 236H102L101 234H100V236H99V229L101 228V226L100 227H97V226H99V225H101L100 223H102V225H104L105 224V221H104V219H102V218H106V216L105 215H107L106 213H104V209H105V207L106 208H110V209H112V210H110V209H107V211L108 212H111V211H113V214L116 212V216H114L113 214H112V217H118V218H114V220H118L119 221V219H120V221L119 222H121V224H125L124 226L126 227L127 225H126V223L129 221V220H131V222H132V217L130 218H128L127 216H126V214H122L121 213V211L119 212L118 210H117V208L119 209V206L117 205V204H120V210H121V204L123 205V204H125V200L126 199H124V197L123 198H121L122 196V194L121 193H123V192H121V191H123V189H121V191H120V195H119V191H118V196H120L119 198H116L117 199V201H122V203H116L115 204V200H113V199H110V198H113V197H111L110 195H112V194H114L115 193V190L114 189H116L115 187L113 188V186H114V183H115V181L116 180H114V182H113V179H115V177H114V175L113 174H110L109 175V170H110V167H108V165H110L109 164V162L110 161H108V160H104L103 162H99L98 160H96L95 159V152L97 153V154H100V153H102V151H103V146H105V145H108V142H110L115 136H118L119 137V133L117 134V132H116V135H115V133H114V136H112V139H111V135H110V133H109V131H107V130H102V123H103V121L105 120V118L103 117V115H105V105L106 104H109V102H111L112 104H113V97L116 99V100H118V101H116L115 99H114V101H116V102H114V103H117V102H120L123 98L120 96V94H121V91H122V94H123V92H125V89H123V86H124V84L120 81L119 82V78H117L119 75V73H118V69L117 68H115V65H114V63L116 62V60L118 59V57H124L123 55L125 54L124 52L126 51L127 53L128 52H130L131 50L135 53V55H136V52L138 53L137 55H139L140 56V51H139V49H142L141 50V56H143V58H144V60H146V63L148 62V63H150L151 62V60H150V55L149 54H147V51H146V45H147V41H148V36L150 35V34H147L146 36H147V39H146V42H143V43H140V44H137L136 46L138 47L139 46V48H137V47H135V45H134V43L132 42V43H130V41L129 40H131V41H133L134 40V38H135V35H134V33L132 32V28H131V24L133 25V23L134 24H140V25H144V22L147 20V21H150V22H148V23H150L151 24V18H153V17H155V15H154V13L156 12L157 13V11L158 10H155V9H159L157 6V8H155V6H153V4L152 5H146V6H142L141 7V5H140V2H139V0H135L136 2V4L139 2V4H137V6H136V4L134 3V4H131V6L129 7V5H128V3L130 4L131 2H129L130 0H120V1H116V0H102V1H100V0H78ZM87 1H88V3H87ZM114 1H116V2H114ZM141 2H144V1H146V2H144V3H141L142 5H144L145 3L146 4H148L147 3V1L148 0H140ZM154 2H155V0H153ZM157 1H159V0H157ZM173 1V2H172ZM182 1V0H181ZM181 1L180 2H178L177 0H171L170 2L171 3H169V4H172V5H170L169 6V4L167 3V5L169 6V7H172V10H170V8H169V11H173V7H174V5H176V4H179V3H181ZM18 2V3H17ZM22 2V1H21ZM83 2L86 4H84L83 5ZM102 2H103V4H102ZM176 2H178V3H176ZM184 2V1H183ZM186 2V1H185ZM4 3H7V2H4ZM13 3H11V4H13ZM27 3L28 2H26V6H28L27 5ZM35 3L36 2H31V3H28V4H30L32 7L34 6H36L35 5ZM75 3V4H76ZM116 3V4H115ZM176 3V4H175ZM16 4H13V6L14 5H16ZM20 5H22L23 3H19ZM97 4V5H96ZM101 4H102V6H101ZM121 4V5H120ZM155 5H156V3H154ZM3 5H5V4H3ZM8 4H6V6H7ZM10 5V4H9ZM28 6L29 7V9L31 10L32 9V7L31 6ZM79 5L81 6V7H79ZM83 5V6H82ZM90 5V4H89ZM119 5V6H118ZM135 5V6H134ZM13 6H10L11 8L10 9H12V7ZM18 6V5H17ZM23 6V5H22ZM21 6V7H22ZM98 6V7H99ZM121 6H123V8H125V9H122V7ZM153 6V7H152ZM3 7H5V6H3ZM2 7V8H3ZM14 7H16V6H14ZM14 7H13V9H14ZM31 7V8H30ZM37 7V6H36ZM35 7V8H36ZM115 7V8H114ZM117 7V8H116ZM18 8V7H17ZM23 8L25 9V11L23 10L22 12H25L24 14H27V13H29V11L30 10H26V8L27 7H25V3H24V6H23ZM22 8V9H23ZM35 8H33L32 10H33V12H32V10H31V13H34V12H36V9ZM77 8V7H76ZM86 8V9H85ZM114 8V9H113ZM120 8V9H119ZM130 8H132V9H130ZM145 8H147V10H149L150 9V13H153V15L154 16H152L151 14H149V13H147L148 14V16L150 15V16H152V17H150V20H148V18L149 17H147V18H143V14L145 13L146 14V9ZM7 9H8V11H9V8H8V6H7ZM16 9V8H15ZM83 9V10H82ZM99 9V8H98ZM128 9V10H127ZM154 9V11H152V10ZM79 10V11H78ZM80 10H82V12L80 11ZM111 12H110V11ZM113 10V11H112ZM119 10H123V11H119ZM130 10V11H129ZM11 11V10H10ZM127 11H129V13L130 14H132V17H131V15H127L128 14V12ZM21 12V13H22ZM84 12V13H83ZM118 12V13H117ZM162 13V11H161V9L159 10V14H161ZM1 13V12H0ZM124 13H126V14H124ZM134 13V14H133ZM136 13H138V18H137V16H135L136 15ZM168 13V12H167ZM163 15H162V17L164 16V14H166V13H162ZM67 15V14H66ZM69 15H68V19H69V21H70V19L72 20V18L70 17ZM81 16H83L82 18H81ZM129 16V17H128ZM166 16V15H165ZM164 16V17H165ZM1 17V16H0ZM3 19H0V21H3L4 20V14H3ZM19 17V16H18ZM66 17V16H65ZM134 17V18H133ZM85 18V17H84ZM122 18H124V19H122ZM127 18V19H126ZM129 18V19H128ZM141 18V19H140ZM156 18V17H155ZM211 18H213L214 19V17L212 16V17H210L209 19H211ZM132 19V20H131ZM135 19H137V21L135 20ZM144 19H146V20H144ZM65 20H67L66 18H65ZM82 20V21H81ZM124 20V21H123ZM130 20V21H129ZM90 21V22H89ZM135 21V22H134ZM143 21V22H142ZM86 22V23H85ZM129 22V23H128ZM132 22V23H131ZM140 22V23H139ZM88 23V24H87ZM92 23V24H91ZM131 23V24H130ZM143 23V24H142ZM148 23H145V24H148ZM75 24V23H74ZM115 25H117V23H114ZM130 24V26H127V25H129ZM161 24V26H164V23H160ZM163 24V25H162ZM3 27H2V26ZM21 25V24H20ZM60 24H58V28L59 27H61L62 28V26H59ZM89 25H90V27H89ZM97 27L98 29V31L96 30V28H94V27ZM99 26V27H98ZM7 27V26H6ZM116 27V26H115ZM165 27V26H164ZM4 30H3V29ZM8 28V27H7ZM16 28V29H15ZM61 28H60V30L59 29H57V31L59 32L60 31V33L62 32L61 31ZM78 28V29H77ZM81 28H82V30H81ZM86 28V29H85ZM94 30V31H92V29ZM131 28V29H130ZM147 28H149V25H148V27L146 26V29ZM11 29H12V32H11ZM19 29H20V27H19ZM63 29V32L62 33H67L66 35H65V37L66 38H71V36H69V35H71V29H70V31L69 32H67L68 30H66V29H64V28H62ZM88 29V30H87ZM91 29V30H90ZM100 29V30H99ZM117 29V28H116ZM116 29L115 28H113V30H112V35L113 36H111L112 37V39H114L116 36H117V31H116ZM130 29V30H129ZM66 30V31H65ZM84 30V31H83ZM90 30V31H89ZM17 31V32H16ZM19 31V32H18ZM39 31H40V33H39ZM56 31V32H57ZM87 31V32H86ZM102 31H103V29H102ZM5 32H6V34H5ZM14 32H16V34H18V35H21V37H19V40L17 39L18 38V35H16L15 36V33ZM30 32H32V34L30 33ZM80 32V33H79ZM89 32V34H86V35H84V33H88ZM97 32V33H96ZM133 33V35H132V33ZM69 33V34H68ZM96 33V34H95ZM44 34H46V35H44ZM73 34V33H72ZM83 34V35H82ZM116 34V35H115ZM12 35H14L15 36V39H12L14 36H12ZM67 35H68V37H67ZM75 35V34H74ZM81 35V36H80ZM88 35V36H87ZM23 36V37H22ZM38 36L40 37L41 36V38L40 39H42L41 40V42L44 40V41H46L47 43L45 44V42L43 41V43H41L40 42V40H39V38H38ZM83 36V37H82ZM85 36V37H84ZM92 36V34L90 35V37ZM2 37H3V40H2ZM9 37H11V38H9ZM36 37V38H35ZM49 37V36H48ZM54 37V36H53ZM4 38H5V40H4ZM38 38V39H37ZM74 38V39H75ZM80 38V39H81ZM85 38V39H84ZM93 38V36L91 37V39ZM9 39H11V40H9ZM24 39H25V41H24ZM72 39V38H71ZM89 39V43H90V45H88L89 43H87L86 44V46H87V48H85V49H87L88 50V52L89 51H91L88 55H89V57L91 58L90 59V66H88L89 65V61L88 62H86V63H84L83 64V62H82V64L84 65V67L82 66V68H84L82 71L84 72V73H87V74H90L91 73V71H89V69L91 70V69H93V71H94V68H95V72L93 73V74H95L96 75V78H99L98 76H101V80H102V75H104L105 77H107L106 75H105V73H106V71H101V69H100V72L102 73L101 75H100V72H99V68H97L96 67V65H95V67L92 65L93 63H92V61L93 62H95L96 60H98V59H100L101 57L98 55V57H100V58H97V51L94 49L93 50V48H94V39ZM116 39H117V37H116ZM15 40H17V41H15ZM23 40V43L21 42ZM36 40H37V43H36ZM115 40V39H114ZM12 42V45H11V43L10 42ZM19 41V44L17 43H15V42H18ZM30 42V45L28 46V48H27V46L25 45L26 43H24V42ZM79 41V40H78ZM82 40H80V42H81ZM91 41V42H90ZM8 42V43H7ZM32 42V43H31ZM35 44H34V43ZM50 42V41H49ZM51 42V43H52ZM53 42V43H54ZM116 42V41H115ZM115 42H113V43H115ZM41 43V44H40ZM67 43H69V44H67ZM146 43V44H145ZM211 43H212V41L209 43L210 45H211ZM7 44V45H6ZM9 44V45H8ZM15 44H16V46L18 45L19 46V53H18V51H17V49H18V47H16L15 46ZM23 44V45H22ZM29 44V43H28ZM46 45V47H45V45ZM85 44V43H84ZM126 46H125V45ZM128 44V45H127ZM131 46H130V45ZM143 44V45H142ZM11 45V46H10ZM13 45H14V49H16V50H14V51H12V47H13ZM22 45V46H21ZM26 47H25V46ZM42 45H44V46H42ZM54 45V46H55ZM69 45V46H68ZM80 45H82L81 47H86L85 45H83V44H80ZM8 46H10V47H8ZM23 46L25 47L24 49H25V52H27V56H29V57H27L26 55H25V53H24V49L22 50L23 51V53H22V51H21V49L23 48ZM31 46V47H30ZM41 46H42V48H47L46 49V52H47V54L44 52V56H46L45 58H43L44 56H43V49L41 48ZM50 46H51V44H50ZM133 46L135 47V49H133ZM144 46V47H143ZM8 47V48H7ZM66 47V48H65ZM70 49H69V48ZM80 47V46H79ZM125 47H128V49L126 48L125 49ZM129 47H131V50H130V48ZM166 47H167V45L165 46V49H166ZM29 49V52H28V50L27 49ZM40 48H41V51H40ZM45 48H44V51H45ZM50 49V51H48L49 49ZM7 49L11 52H7ZM11 49V50H10ZM119 49V48H118ZM143 49H144V51H143ZM59 50H60V52H59ZM77 50H79V51H77ZM117 50V51H116ZM138 50V51H137ZM20 51H21V53L23 54V55H25L26 57H27V59H30V61L29 60H27L26 59V57H25V59H26V61H27V63L25 62V63H23L22 65L20 64L19 65V63H21L20 61H21V53H20ZM96 51V52H95ZM123 51V52H122ZM163 51H165L164 49L161 51L162 53H163ZM6 52V53H5ZM18 53V54H15L14 55V53ZM28 53H29V55H28ZM42 53V54H41ZM61 53H64V52H61ZM120 54V56H119V54ZM123 53V54H122ZM126 53V54H127ZM131 53V52H130ZM8 54H12V56H14V58L16 59L17 57H16V55L17 56H19V54H20V56L17 58L18 59V65L16 64V66H18L19 68H20V70L21 69H23V70H21V72H20V70L18 69V67H16L15 68V65L13 66V65H7V67H6V64H5V66H3V63H7V61H9L7 64H11L10 63V55H8ZM66 54V53H65ZM99 54V53H98ZM122 54V55H121ZM126 54H125V56H126ZM131 54H133V53H131ZM144 54H145V56L147 55L148 56V59L146 58L145 59V57H144ZM6 55V56H5ZM40 55H41V57L42 58H40ZM108 55V57H107V59H106V56ZM117 55H118V57H117ZM136 55V56H137ZM9 57V58H6V57ZM73 56H75V57H73ZM146 56V57H147ZM39 57V60L40 59H42L41 61L42 62H39V61H37L38 63H41V64H43L44 63V65H45V68L43 69V70H46L47 71V73H46V71H43L42 72V68L40 69V71H41V73H43V75L37 70L38 69V67H39V65L38 64H35L36 63V60H35V58H38ZM51 57V56H50ZM50 57H49V59H50ZM115 57V58H114ZM172 57V58H171ZM170 58H169V60L171 61V62H169V64H173V63H175V61L173 62V60L174 59H177L178 57L176 56V57H174V56H171ZM182 57V56H181ZM181 57H179V59L181 58ZM5 58H6V60H5ZM13 58V59H14ZM76 58V59H75ZM93 58V59H92ZM104 58H101L100 59V61H102V62H100V61H97V62H95V64H97V65H100V64H102L103 62L105 63V61H104ZM117 58V59H116ZM11 59H12V57H11ZM44 59V60H43ZM45 59H47L46 61H45ZM80 59V60H79ZM115 59V60H114ZM77 60V61H76ZM79 60V61H78ZM92 60V61H91ZM150 60V61H149ZM6 61V62H5ZM114 61V62H113ZM48 62H50V63H48ZM80 62V63H79ZM99 62H100V64H99ZM45 63H47L48 65H50V67L52 66L53 67V69L52 68H50L49 66H47V64H45ZM87 63H88V65H87ZM152 63V62H151ZM56 64L57 63H55V66H56ZM25 65V66H24ZM37 65V66H36ZM43 65V66H44ZM79 65V66H78ZM88 66V68H87V66ZM91 65L93 66V68H91ZM147 65H149V64H147ZM21 66V67H20ZM42 66V65H41ZM42 66V67H43ZM85 66H86V68L88 69V70H86V68H85ZM101 66H103V65H101ZM104 66H103V68H104ZM111 66H113L114 68H115V70H113L112 68H111ZM14 67V68H13ZM37 69H36V68ZM47 67H49V68H47ZM77 67H79V68H77ZM108 67H110L109 69H108ZM145 67H146V64H145ZM8 68H10V69H8ZM55 68H57V70L59 71V72H61L60 73V75H57V74H59V72L55 69ZM97 68V69H96ZM11 69H14V70H11ZM19 70V71H17V70ZM48 69H52L53 71H51V72H53V73H51L50 71H48ZM70 69V70H69ZM73 69V70H72ZM77 69H80V70H78L77 71ZM108 69V70H107ZM16 70V71H15ZM37 70V71H36ZM63 70H64V72H63ZM74 70H75V72H74ZM10 71H12V72H10ZM35 71H36V73H35ZM55 71V72H54ZM57 71V72H56ZM66 71L67 72H69V73H66ZM71 71H73V72H71ZM88 71V72H87ZM97 71V72H96ZM113 71V72H112ZM145 71H146V69H145ZM14 72L15 73H17V74H14ZM38 72H39V74H38ZM81 72V71H80ZM90 72V73H89ZM110 72V73H109ZM44 73H46L45 75H44ZM56 73V74H55ZM65 74L64 76H63V74ZM71 73V74H70ZM73 73V74H72ZM97 73V74H96ZM99 73V74H98ZM14 74V75H13ZM37 76H36V75ZM49 74H50V77L51 76H54V75H57V76H59L58 77V79H60V81L58 80V79H53V80H51L50 79V81H49V79L48 78H50L49 77ZM52 74V75H51ZM67 74H68V77H67ZM70 74V75H69ZM87 74H85V75H87ZM116 74H117V77H116ZM38 75H40V76H38ZM46 75H47V77H46ZM98 75V76H97ZM56 76V77H57ZM63 76V77H62ZM67 77V78H64V77ZM69 76H73V77H71V79H70V77ZM74 76H76L75 77V81H74V79H72V78H74ZM88 76V75H87ZM104 76H103V79H104ZM45 77H46V79H45ZM37 78H39V79H41V80H37ZM44 78V79H43ZM69 78V79H68ZM3 79H6L7 81H3ZM79 79V80H78ZM47 80V81H46ZM57 80V81H56ZM70 80H72V82L74 81V83H75V85H76V87H78V90H80V91H82L81 93L83 94V96H84V94H85V96L83 97L84 99H86L87 100V102L86 103H88V105H89V108L90 107H92V108H90V111H92L91 109H93V113L92 112H90V116L91 117H93V118H91V121H92V123H93V129L91 130V133L93 134V132H94V134L93 135H97V139L99 140V138L100 137H102V139L100 138V142H98L99 144H100V146H99V144L97 143V141L98 140H96L95 142V144H94V146H95V149H92V151H91V147L90 146H88L87 144V139H83V137L85 138L86 136L84 135V134H86V133H83L84 132V130H83V126H85V124L83 123V121H82V119H81V117L82 116H79V115H77V114H75L76 113V110H77V108L76 107H74V105H75V100H74V97H72L70 94H68V92L66 91V92H64L63 93V91L64 90H67L68 88H69V82L71 83V81ZM83 80V79H82ZM2 81V82H1ZM37 81H39L40 82V84H38L37 83ZM41 81H42V83H41ZM47 82V84L45 83V82ZM48 81H49V85L51 84L50 82L52 81V83H54L53 85L51 84L50 86L48 85ZM65 81V83L64 84H62L63 82ZM68 81V82H67ZM103 81V80H102ZM3 82H7V84L9 85L10 84V86L9 87H11L12 85H13V88L14 89H12V87H11V93H12V95L10 94V97H9V94L8 93H10V92H3V90L4 89H6V88H3V86L1 87V85H5V83H3ZM44 82V83H43ZM58 82H62V83H58ZM92 82V83H91ZM2 83V84H1ZM55 83H57V84H55ZM77 83V84H76ZM89 83V84H88ZM107 84L108 82H104V84ZM121 85L120 86V88H122V89H120L119 88V84ZM39 85V86H38ZM42 85L44 86L45 85V88H47V90H51V89H55V90H53V92L55 93L54 95L53 94H51L49 97H52V98H49L48 97V99L46 98V99H42V96H41V94H42V92H39V91H44L43 90V88H42ZM47 85V86H46ZM63 85L65 86H67V88L65 89L64 87H63ZM51 88H49V87ZM65 86V87H66ZM118 86V87H117ZM5 87H7V85H5ZM40 87V88H39ZM55 87V88H54ZM61 87V88H60ZM64 89H63V88ZM95 87V86H94ZM42 88V89H41ZM44 88V89H45ZM58 90H57V89ZM126 88V87H125ZM7 89H9V88H7ZM33 89H35V91H32ZM40 89V90H39ZM62 89V90H61ZM127 89V88H126ZM29 90H31V93L29 92ZM38 90V91H37ZM47 90H46V92H47ZM2 91V92H1ZM8 91H10V90H8ZM37 91V92H36ZM62 91V92H61ZM127 91V90H126ZM129 91V90H128ZM130 91H132V92H129L130 94V96H132V98L130 97V99H131V101H134L133 102V104L135 103V104H138V105H136V106H139L140 105V102L143 100V101H145V97L144 96H142V94L140 95L139 94V92H137L138 94H135V93H133V92H136V91H133V90H130ZM34 92L36 93V94H34ZM39 92V94H37ZM45 92V91H44ZM43 92V93H44ZM119 92H120V94H119ZM3 93V94H2ZM5 93V94H4ZM51 93H52V91H51ZM68 94L69 95V97H68V95L66 96L65 94ZM113 93V94H112ZM32 94H34V95H38V97L39 98H37V99H35L36 100V102H34V99H32V97H33V95L31 96ZM44 94H46V93H44ZM43 94V95H44ZM112 94V95H111ZM117 94H119V96L117 95ZM1 96V97H2ZM36 96H34L35 98H36ZM40 96H41V98H40ZM45 96V95H44ZM73 98H71V97ZM111 96V97H110ZM55 97V98H54ZM68 99H67V98ZM108 97H110V98H108ZM117 97V98H116ZM44 98V97H43ZM67 100H66V99ZM102 98V99H101ZM120 98V99H119ZM122 98V99H121ZM133 98H134V100H133ZM189 98V97H188ZM190 98H193V97H190ZM190 98H189V100L187 101V102H193V101H195V99L193 98V99H191L190 100ZM40 99V103L38 102V100ZM52 99V100H51ZM59 99V100H58ZM60 99H61V101H60ZM111 99V100H110ZM142 99V100H141ZM70 100V101H69ZM85 100V101H86ZM2 101V103H4ZM61 102V104H60V102ZM74 101V102H73ZM106 101V102H105ZM143 101L141 102V105H144V103H143ZM15 102H18V103H16V105H13ZM56 102V103H55ZM57 102H59L58 104H57ZM139 102V103H138ZM54 103L57 105H54ZM63 103H64V106H61V105H63ZM110 103V104H111ZM194 103V102H193ZM67 104V105H66ZM69 104H70V106L73 108V109H71V107L69 106ZM94 104V105H93ZM121 104V103H120ZM192 104V103H191ZM4 104L2 105V109L4 110V107L3 106H5ZM12 105H13V108H12ZM35 105H36V107H35ZM58 105H60L59 107H58ZM65 105H66V107H65ZM91 105H93V106H91ZM103 105V106H102ZM11 106V107H10ZM69 106V107H68ZM76 106V105H75ZM9 107V108H8ZM53 109H52V108ZM54 107H55V109H54ZM68 107V108H67ZM12 108V109H11ZM16 108H18V107H16ZM75 108V109H74ZM103 108V109H102ZM172 108V109H171ZM171 108H169L168 106L166 107V113H168L167 115H168V117H169V119L171 120V122H173V123H175L176 121H177V115L174 113L175 111V109H173V107H171ZM49 109H51V111L49 110ZM66 109H70L69 111L68 110H66ZM168 109V110H167ZM74 111L73 112V116L75 117H77V119H76V121H75V123H79V124H76L75 126L77 127V129H76V127H74V129L72 128L73 126H69V125H71L70 123H69V125H68V121H66V120H68V119H66V120H64L65 119V117H67L66 116V112H67V114H68V117L70 116L69 115V113H70V111ZM99 110H101L100 112H99ZM171 111V113H169L170 111ZM5 111V112H6ZM55 111V112H54ZM8 112H7V114H8ZM14 112V111H13ZM12 112V113H13ZM20 112V111H19ZM49 112V113H48ZM52 112V113H51ZM78 112V111H77ZM102 112H104V114H102ZM144 112H146V111H144ZM144 112H142V113H144ZM92 113V114H91ZM154 113L155 112H152V111H150V113H149V116L150 117H147V120L149 121L148 122V124L150 125V124H153V122L155 123V120H156V117H155V115H154ZM172 113H174V114H172ZM11 114V113H10ZM24 114L22 115L23 116V120L25 119V117H24ZM146 114H148V112H146ZM145 113L143 114L144 116L146 115ZM13 115H14V113H13ZM153 115V116H152ZM171 116V118H170V116ZM89 116V117H90ZM143 116V117H144ZM174 116V117H173ZM48 117H50V119L48 118ZM78 117H80V118H78ZM151 117H152V119H151ZM155 117V118H154ZM172 117H173V119H172ZM22 118V117H21ZM83 118V117H82ZM136 118V117H135ZM134 118V119H135ZM45 119H47V120H45ZM62 119V120H61ZM80 119V120H79ZM133 119V122L137 125L138 123H140L141 124V121H140V119H138L137 118V121H136V119L134 120ZM149 119H151V120H149ZM155 119V120H154ZM48 120H50V123H49V121ZM53 120V121H52ZM84 121H85V119H83ZM94 120V121H93ZM139 120V121H138ZM153 120V121H152ZM173 120H176V121H173ZM41 121V123H39ZM52 121V122H51ZM64 121V122H63ZM69 121H70V119H69ZM143 121V120H142ZM145 121H146V119H145ZM151 121V122H150ZM63 122V123H62ZM66 122V123H65ZM80 122H81V124H80ZM138 122V123H137ZM147 122V121H146ZM1 123V122H0ZM28 123H29V126H28ZM30 123H31V125H30ZM37 123H39V124H37ZM177 123V122H176ZM175 123V124H176ZM43 124V125H42ZM46 124V126H48ZM65 124H67V125H65ZM84 124V125H83ZM175 124H174V126H175ZM2 123H1V126H0V137L2 136V130H3V128H2ZM36 125V126H35ZM42 125V126H41ZM142 125V124H141ZM141 125H140V128H143V127H141ZM155 124H153V125H151V126H154ZM31 126H32V128L33 129H31ZM33 126H35V127H33ZM37 126V127H38ZM50 126L49 127H46V129H48V128H50ZM80 126V127H79ZM137 126H139V124L137 125ZM27 127H29V128H27ZM68 127H70V128H68ZM175 127H177V126H175ZM174 127V129L176 130L177 129V131L179 130V134L181 133V131L183 132V130H184V133H182V134H178V133H176V131H175V133L177 134V136H176V142H180L179 144L178 143H174V141L171 143L172 145L174 144V147H176L175 149H176V151L178 152V153H183V151H180L182 148H185V143H183L185 140H183V142H182V140L180 141V139H178V137H180L181 136V138L182 137H185L184 136V134H186V132H185V130H187V128H185V129H182L181 128V126L179 127V124H178V128H181V131H180V129H178V128H175ZM44 128H45V126H44ZM44 128H42V129H44ZM139 128V127H138ZM137 127L135 128L136 129V131L138 130V131H141L140 129H138ZM50 129V130H51ZM73 130V131H71V130ZM82 129V130H81ZM74 130H76V131H74ZM107 131V132H106ZM137 131V132H138ZM188 131V130H187ZM80 132H82V133H80ZM107 134H106V133ZM51 133H53V135L51 134ZM243 135H242V134ZM49 134V135H48ZM77 134V135H76ZM79 134V135H78ZM157 134H158V132H157ZM157 134H155L154 135V138L156 139L157 138V136H158V138H159V140H158V142H157V140L155 141V143L156 144H158V146L157 147H160V148H156L157 150H155L154 149V151H156L154 154H157L158 152L157 151H160V150H162L161 152H159L160 154H157V155H159V158H158V156H156L155 155V157H154V159H156V160H158V161H155L154 159L151 161V165L153 164V167L154 166H156V167H158L157 165H159L160 166V164H159V162H160V160H162L163 159V152H165L164 151V149H166L167 148V146H171V144H169V143H167V141L164 139L165 137L161 134V133H159L158 135ZM239 134H241V136L240 135H238V136H240L239 138L241 139V138H243V136L244 137H246V134L244 133V132H240ZM245 134V135H244ZM27 135L28 136H31L30 134H28L27 133ZM52 135V136H51ZM110 135V136H109ZM157 135V136H156ZM162 137H161V136ZM34 136V135H33ZM43 137V139L41 138V137ZM45 136V137H46ZM64 136V137H63ZM74 136H75V138H76V140L77 141H75V138H74ZM76 136H78V137H76ZM106 137H108V138H106ZM161 137V138H160ZM187 137V136H186ZM31 138V139H32ZM40 138V139H39ZM55 138H61V139H57V141H55L56 139ZM70 138V139H69ZM78 138H79V140H78ZM94 138H96L95 136H94ZM104 138H106V139H104ZM162 138H163V140H162ZM238 138V137H237ZM236 138V139H237ZM36 139H37V141H36ZM42 139V140H41ZM69 139V140H68ZM109 139V140H108ZM111 139V140H110ZM116 139V138H115ZM185 139V138H184ZM235 139V138H234ZM230 140V141H234L235 143V145H237V142L239 143V146H240V142L239 141H237V140ZM244 139V138H243ZM247 139V138H246ZM62 142H61V141ZM68 142L67 144H66V142ZM71 140V141H70ZM74 140V141H73ZM242 140V139H241ZM2 141V137L0 138V142ZM42 141V142H41ZM52 141V142H51ZM65 142V146H64V142ZM70 141V142H69ZM108 141V142H107ZM237 141V142H236ZM243 141V140H242ZM44 142V143H43ZM60 142V143H59ZM73 142V143H72ZM75 142H76V144L77 145H75ZM78 142L80 143V144H78ZM106 142V143H105ZM160 142V143H159ZM163 142H164V144H163ZM182 142V143H181ZM248 142V140H246V142H245V144ZM53 143V144H54ZM61 143H63V144H61ZM102 143H103V145H102ZM166 143V144H165ZM229 143H231V142H229ZM243 143H244V141H243ZM42 144V145H41ZM50 144V145H49ZM62 146H61V145ZM72 145V146H70V145ZM85 144V145H84ZM160 144V145H159ZM162 144H163V146H162ZM168 144V145H167ZM184 145L183 147H181V145ZM233 144V143H232ZM58 145V146H57ZM59 145H60V147H59ZM80 145V146H79ZM84 145V146H83ZM88 146V148L86 149L85 148V146ZM224 146H225V144H223ZM243 145V144H242ZM241 145V146H242ZM49 146H50V148H49ZM68 146V147H67ZM75 146H76V148H75ZM86 146V147H87ZM177 146H178V148H177ZM238 145H237V148L239 147ZM35 147V148H36ZM41 147H37L36 149H40ZM55 147H57V148H55ZM62 147H63V149H62ZM71 147H74V148H71ZM80 147H82V148H80ZM86 149V150H84V148ZM90 147V148H89ZM179 147H181V148H179ZM43 148V147H42ZM41 148V149H42ZM45 148V149H46ZM54 148H55V150H54ZM66 148V149H65ZM70 148V149H69ZM97 148H99V149H101V150H99V149H97ZM109 149V146H105V148H104V150L106 151V149ZM164 148V149H163ZM241 148V147H240ZM51 149V150H50ZM79 149V150H78ZM97 149V150H96ZM107 149V150H108ZM149 150V153L150 152H152L153 150H151L150 148H148ZM159 149V150H158ZM49 150L50 151H53L52 152V154L49 152ZM57 150V151H56ZM89 150V151H88ZM99 150V151H98ZM182 150H184L185 151V149H182ZM241 149H239V151H240ZM39 151V150H38ZM41 151V150H40ZM62 151V152H61ZM71 151V152H70ZM95 151V152H94ZM98 151V152H97ZM63 152H65V153H63ZM69 154H68V153ZM92 152H94V153H92ZM100 152V153H99ZM104 152V151H103ZM90 153H92V154H90ZM244 154V151H241L240 152V154ZM56 156H55V155ZM63 154H65V155H63ZM237 154H239L238 152H237ZM162 155V156H161ZM118 156H119V158L120 159H118L119 161H118V166L120 165V166H122V167H120L121 168V170H124V165H125V163L123 162V164H122V162L120 163V160L122 159V158H124V156L120 153V154H118ZM246 156V155H245ZM14 156H12V158H13ZM16 157V156H15ZM60 157V158H59ZM161 157V158H160ZM244 156H242V158H243ZM249 157V156H248ZM247 157V158H248ZM4 158H5V156H4ZM55 158V160H56V158H57V163L56 162H54V159ZM158 158V159H157ZM15 160H17V161H19V159L20 158H18V156H17V159L16 158H14ZM22 159H24V158H22ZM60 159H61V161H60ZM80 159V160H79ZM95 159V160H94ZM245 159H246V157H245ZM249 159V158H248ZM13 160V159H12ZM25 160V159H24ZM75 160H77V161H75ZM243 160V159H242ZM250 160H253V158L250 156ZM250 160H248L249 162H250ZM74 161V162H73ZM78 161L80 162H82V164H84V166H87L86 168H85V173H84V176H83V179L82 178H78L77 176H76V178H75V171L73 170V167H74V165L73 164H78ZM97 161L99 162V164H101L99 167H98V165L99 164H97ZM107 161H108V163H107ZM193 161V160H192ZM195 161V160H194ZM192 162V163H194L193 165H196L197 166V164H196V162ZM245 161L246 160H244L243 161V164L245 163ZM247 161V162H248ZM63 162V163H62ZM65 162L67 163V165L68 166H66V164H65ZM76 162V163H75ZM80 162V163H81ZM14 163H16V165H14L16 168H17V165L19 164V163H17L16 161H14ZM20 163H22V161L20 162ZM157 163V164H156ZM191 163V162H190ZM254 163V164H253ZM256 163H258V164H260V162L258 161V160H256V161H252V163L250 162V163H248L249 165H247V163H246V169L244 168L243 170H245V171H243V173L245 172H247V174H251L252 175V173L251 172H253V171H251V170H254V168H256V166H259V165H257ZM97 164V165H96ZM102 164H104V165H102ZM106 164V165H105ZM122 164V165H121ZM156 164V165H155ZM242 164V163H241ZM240 164V165H241ZM21 165V164H20ZM19 165V166H20ZM32 165V166H33ZM60 165V166H59ZM63 165H65L67 168H69V173H66L65 172V170H64V167H63ZM22 166H24V165H21L19 168H21L22 170H23V168H22ZM28 165H26V166H24V169L26 170L27 168H25V167H27ZM31 166V167H32ZM39 166V165H38ZM76 166V165H75ZM106 166V167H105ZM245 166H243V167H245ZM248 166V167H247ZM260 166H261V164H260ZM259 166V167H260ZM30 167V168H31ZM59 167H62V169H60ZM107 168V169H105V168ZM152 167V166H151ZM152 167V169H155V168H153ZM251 167H252V169H251ZM258 167V168H259ZM262 167V166H261ZM261 167L259 168L260 170H263V169H261ZM15 168V169H16ZM40 168V167H39ZM38 168V169H39ZM102 168V171L100 170ZM109 168V169H108ZM248 168V169H247ZM250 168V169H249ZM18 169V168H17ZM75 169V168H74ZM99 169V170H98ZM105 169V170H104ZM71 170V171H70ZM108 170V171H107ZM258 170V169H257ZM257 170L255 171V172H257ZM24 171V170H23ZM35 171V172H34ZM49 172L50 171V173H51V175H49L47 172ZM73 171V172H72ZM105 171V172H104ZM169 170H165L164 172V177H166V175H168L169 176V172H168ZM171 171V170H170ZM39 172V171H38ZM64 172V173H63ZM99 172V173H98ZM166 172H167V174H166ZM172 172V171H171ZM12 173V172H11ZM66 173V174H65ZM101 173H103V174H101ZM258 173H259V171H258ZM257 173V174H258ZM260 173H263L262 175L260 174ZM259 174H260V176H263L264 175V171H262V172H260ZM99 174V175H98ZM254 174H256V173H254ZM257 174L255 175L256 177H257ZM258 174V175H259ZM10 175V176H9ZM44 175H45V178H44ZM49 177H48V176ZM111 175H113L112 177H111ZM192 175V176H191ZM191 175H189V176H187L189 179H193L192 177L193 176H195L194 174H191ZM246 174H243V176H245ZM8 176H9V178L8 177H5V178H3V180H1L0 179V203L2 202L3 203V199L5 200V204L3 205L2 203V205L5 207H2L1 205H0V207L4 210V211H2L1 210V208H0V210L2 211H0V216L5 220L6 219V221L8 220L9 221V219H10V221H9V224H7V225H5V224H3L2 226H3V228H6V227H4V226H9V225H15L16 223H18L19 224V222H15L18 218H19V216L17 217V215H15V214H18L17 213V211H18V209L19 208H17V207H14V206H16V202H15V199H16V197H18V196H15L17 193H18V191L19 190H21L19 187L20 186H18V185H20L21 184V179L19 178V180L20 181H18V179H17V181H15V180H13L14 178L11 176V174H8ZM38 176L40 177L39 179H38ZM100 176V177H99ZM106 176V177H105ZM240 176V175H239ZM243 176L241 177V178H243ZM102 177V178H101ZM110 177V178H109ZM264 177V176H263ZM8 178V179H7ZM44 178V179H43ZM101 178V179H103V180H99V179ZM135 180H134V179ZM31 179V180H30ZM77 179H79V180H77ZM132 179H133V181L134 182H139L140 183V181H141V179H139V176H137L136 178L135 177H132ZM243 179H245V178H243ZM250 179H253V176L250 178ZM250 179H245V181L243 182L242 181V179H240V178H238V181H239V183L237 182V184H239L240 185V182H241V184L242 183H245L246 182V180H250ZM30 180V181H29ZM176 180V179H175ZM177 180L178 181H180V179H178L177 178ZM176 180V181H177ZM22 181H24V180H22ZM44 181V182H43ZM100 181V182H99ZM103 181V182H102ZM105 181V182H104ZM176 181H175V183H176ZM177 181V182H178ZM248 181L246 182V183H248ZM254 181H255V178H254ZM5 182H7V183H5ZM29 182V183H28ZM5 183V184H4ZM17 183H19L18 185H17ZM25 183V182H24ZM25 183V184H26ZM98 183H100V184H98ZM101 183H103V185H101ZM245 183V184H246ZM7 184V185H6ZM26 184V185H27ZM44 184H45V186H44ZM96 184V185H95ZM99 186H98V185ZM105 184V185H104ZM115 184H117V183H115ZM178 183H176V185H177ZM252 184V190L254 191V189L255 188H253V183H251ZM251 184H247L248 186H249V188H251ZM29 185H27V186H29ZM68 185V186H67ZM70 185V186H69ZM72 185H73V187H72ZM238 185V186H239ZM244 185V184H243ZM257 185V184H256ZM256 185H254V187L256 186ZM18 186V187H17ZM29 186V187H30ZM67 186V187H66ZM94 186V187H93ZM96 186H98V187H96ZM106 186H107V188H109L110 187V190H105V189H107L106 188ZM117 186V185H116ZM28 187V188H29ZM100 187V188H99ZM119 187V186H118ZM117 187V188H118ZM240 187H241V185H240ZM243 187H246V185H244V186H242L241 188H243ZM18 188H19V190H18ZM31 188V187H30ZM29 188V189H30ZM73 188V189H72ZM105 188V189H104ZM248 188V187H247ZM246 188V189H247ZM248 188V189H249ZM257 188H258V186L256 187V189L255 190H257ZM260 188V187H259ZM43 188L41 187V190H42ZM65 190V192L64 193H66V195L67 196H65V194L63 193V191ZM67 189V190H66ZM69 189V190H68ZM93 189L95 190V189H100V190H98V191H100V192H96L97 190H95V192H96V194H94L95 192L93 191ZM243 189H245V188H243ZM247 189V190H248ZM9 190V191H8ZM16 190H18L17 191V193H15L16 192ZM117 190V189H116ZM118 190H119V188H118ZM250 191H249V193L253 196V197H250V201H251V203L255 206V208L254 209H252V210H255L257 213L255 214V215H259L260 214V216H258V218L259 217H261V218H263V221H264V212H263V210H264V207L262 208V206H264L263 204H264V201H263V198H261L263 195H264V187H263V191H262V193H260L261 192V189H260V192H257L256 194H255V192L253 193L252 192V190L251 189H249ZM7 191V192H6ZM43 191V190H42ZM67 191V192H66ZM113 192V193H111V194H108L109 192ZM258 191V190H257ZM10 192V193H9ZM11 192H12V195H11ZM20 192L21 191H19V193L18 194H20ZM91 192H93V193H91ZM104 192H105V194H104ZM106 192H108V193H106ZM252 192V193H251ZM116 193H117V191H116ZM17 194V195H18ZM62 194H64V195H62ZM97 194H99L100 195V197L97 199L96 197H95V195L98 197V195ZM107 196V198H106V200H105V196ZM109 196H108V195ZM260 194V195H259ZM8 195H10V196H8ZM102 195V196H101ZM250 195V196H251ZM3 196H5L4 198H3ZM15 196V197H14ZM104 196V197H103ZM255 196V197H254ZM257 196H259L258 198H260L261 200H259V202L257 201V200H255V198L257 197ZM261 196V197H260ZM6 197H8V198H12L13 197V199H12V202L11 201H8L9 199H6ZM103 197V198H102ZM109 197V198H108ZM15 198V199H14ZM100 198H102V199H100ZM258 198H256V199H258ZM92 199H94V200H92ZM97 199V200H96ZM114 199H115V197H114ZM121 199V200H120ZM122 199H124V201L122 200ZM218 199V198H217ZM225 199H227V201H228V198H225ZM252 199V200H251ZM11 200V199H10ZM74 200H76V202L74 201ZM112 200V201H111ZM216 200V199H215ZM218 200H220V199H218ZM254 200V201H253ZM38 201V202H37ZM64 201L66 202V203H64ZM95 201V202H94ZM98 201H100V202H98ZM104 201H109L108 202V204H112V205H109V206H106V204H107V202H105V204H104V207H103V210H101L102 209V205L100 204V203H104ZM110 201H111V203H110ZM178 201V200H177ZM6 202H8L7 204H8V206L9 205H12L10 208H8V206H5V205H7L6 204ZM37 202V203H36ZM97 202V203H96ZM112 202H114V205H116L115 207H113V203ZM138 202H139V199H138ZM258 204H257V203ZM261 202H263L262 204H260ZM11 203V204H10ZM68 203V204H67ZM93 205H92V204ZM96 203V204H95ZM100 205H99V204ZM66 204H67V206H66ZM97 204H98V206H97ZM135 204H137V206L138 205H140L141 204V202L140 203H135ZM251 204V205H252ZM101 208H100V207ZM118 206V207H117ZM136 206V205H135ZM261 206V207H260ZM34 207H35V209H34ZM97 207L99 208V210H101V211H103V212H101L100 211V213H99V211H98V209H97ZM112 207V208H111ZM250 207V206H249ZM257 207H259V208H257ZM256 208H257V210H256ZM7 209H8V211H7ZM17 210V211H13V210ZM91 209V210H90ZM94 209V210H93ZM96 209V210H95ZM262 209V210H261ZM28 210V211H27ZM39 212H38V211ZM143 210V209H142ZM150 210V209H149ZM149 210L147 211V213H145V214H147L149 217H148V221H149V224H150V222H151V230H152V236H153V238L154 239H156V241H159L158 243L161 245V246H163L164 248H165V250L166 251H171V248H172V250L174 251H172L171 253H173L174 255H175V257H174V255L172 254V256H173V258L175 259V261L177 262V260L179 259H176L177 257L176 256H178L179 254H181V253H178L179 251H177L176 250V248H178V249H180L179 248V246H181V244L180 243H178V240H176L173 236H172V234L177 230L176 228L178 227L177 225H178V223H176L175 221H173V220H175V218H176V214L175 213H173V212H169V215L168 216H171L170 218H174V219H172L170 222H172V223H170V225L168 226V228L169 229H167L168 231H167V235H165L166 234V231L164 230V228L163 227H161L162 225H163V223H162V221H161V219L159 220V218L162 216H159V214H162V213H160L159 211H158V209H156V208H152L151 209V211L149 212ZM156 210H157V212H156ZM250 210V209H249ZM10 211V212H9ZM20 211V210H19ZM34 211H37L35 214L33 213ZM42 211V212H41ZM98 211V212H97ZM255 211H253L254 213H255ZM21 212H19V213H21ZM106 212V211H105ZM13 213V214H12ZM40 215H39V214ZM42 213V214H41ZM92 215H91V214ZM95 213V214H94ZM102 213V214H101ZM158 213V214H157ZM253 213V214H254ZM263 213V214H262ZM120 214L121 215H123V216H120ZM171 214V215H170ZM24 215H22V216H24ZM95 215H97V216H95ZM174 217H173V216ZM16 216L17 218H16V220H15V218L14 217ZM24 216V218H22V217H20L19 219L20 220H22V219H26V217ZM40 216V217H39ZM41 216H42V218H41ZM83 216H84V218H83ZM93 216V217H92ZM98 216H99V218H98ZM103 216H105V217H103ZM1 217H0V220H1ZM38 217V218H37ZM80 217V218H79ZM82 217V218H81ZM159 217V218H158ZM22 218V219H21ZM28 218V217H27ZM34 218L36 219L37 218V220H34ZM77 218H78V220H77ZM88 218V219H87ZM91 218V219H90ZM95 218V219H94ZM97 218V219H96ZM124 218H127V219H124ZM231 218V217H230ZM261 218L259 219L260 220V222L258 223V225L259 224H261ZM13 219V220H12ZM81 219H82V221H81ZM150 219V220H149ZM4 220H2V222L4 221ZM15 220V221H14ZM92 220H93V222H92ZM98 220V221H97ZM102 222H101V221ZM116 220V223L118 222ZM125 220H127V222L125 221ZM177 220V219H176ZM227 220H231V219H227ZM226 220V221H227ZM12 221H13V223L14 224H12ZM78 223H77V222ZM84 221V222H83ZM85 221H87L86 222V224H85ZM90 221H91V223H90ZM97 221V222H96ZM100 221V222H99ZM124 221V222H123ZM160 221V222H159ZM178 221V220H177ZM39 222V223H38ZM79 222H81V224L79 223ZM99 222V223H98ZM104 222V223H103ZM118 222V225L117 226H120V227H122L123 225H121L120 223ZM130 222V221H129ZM231 222V221H230ZM230 222H227L226 224H224V230H225V232H226V228H227V226H231V227H228L229 228V234L226 232V239L227 240H229V241H227L228 243L230 242V241H232L233 240V238H235L233 235H237L238 234V231H237V228H234L235 227V225L232 223H230ZM233 222H234V220H233ZM38 223V224H37ZM48 223V224H47ZM54 223V224H53ZM93 223V224H92ZM175 223H176V226H175ZM229 223V225H227ZM48 225V227H51V228H48L47 227V225ZM49 224H50V226H49ZM85 225V226H83V225ZM97 224V225H96ZM99 224V225H98ZM120 224V225H119ZM128 224V223H127ZM17 225V224H16ZM45 227H44V226ZM55 225L56 226H58L56 229H55ZM96 225V226H95ZM149 225V226H150ZM174 225V226H173ZM232 225H234V226H232ZM261 225H264V222H262V224ZM260 225V226H261ZM33 226V225H32ZM31 226V227H32ZM43 226V227H42ZM92 228H91V227ZM94 226V227H93ZM105 226V225H104ZM124 226H123V228H124ZM190 226V225H189ZM11 227H13V226H11ZM10 226H9V229H12ZM14 227H17V226H14ZM88 227V229L90 230V232H89V230L88 229H86ZM96 227V228H95ZM174 227V228H173ZM44 228H47V229H44ZM78 228H80V229H78ZM83 228H84V230L86 229L87 231H84L83 230ZM95 228V229H94ZM99 228V229H98ZM163 228V229H162ZM185 228H188V227H185ZM194 228V227H193ZM192 228V229H193ZM8 229V228H7ZM8 229V231H10ZM43 229V230H42ZM52 229V230H51ZM58 232V236H56V232H55V230ZM58 229V230H57ZM92 229H93V231L95 232V230H96V232L97 233H95L94 234V232H92ZM170 229H171V231H170ZM174 229H176V230H174ZM179 229V228H178ZM191 228H188V230H192ZM197 228H194L193 230L195 231ZM37 230H38V232H37ZM42 230V231H41ZM162 230H164V232H162ZM173 230V231H172ZM187 230V229H186ZM188 230L186 231L187 233H189V235L190 236H192L191 234H190V232L191 231H189L188 232ZM8 231H7V233H8ZM234 231H237V232H234ZM88 232V233H87ZM169 232H170V235H169ZM4 233L6 234V237H7V233L5 232V229H4ZM56 233V234H55ZM90 233V234H89ZM55 234V235H54ZM97 234V235H96ZM192 234H193V231H192ZM195 234V235H194ZM194 234H193V237H195V238H200V236L198 235V234H200L199 232H197V230H196V233L194 232ZM197 234V235H196ZM94 236V238L96 239V237H95V235L96 236H98L99 237V239H98V237H97V241L96 240H93L94 238L92 237L91 238V236ZM233 236V238H232V236ZM13 236H14V233H13ZM55 236V238H53ZM88 236H89V238H88ZM121 236V235H120ZM155 236V237H154ZM169 236V237H168ZM170 236H172V237H170ZM198 236V237H197ZM8 237L10 238V240L12 241V242H9V238H8V240H7V242H5V240L3 241V243L5 242V244L6 243H9V245H10V243H12L13 244V246H14V244L16 245V244H18L19 243V241H16V237L14 236L13 238H12V232L10 231V233H8ZM87 238V239H85V238ZM110 237V238H109ZM120 239H119V238ZM122 237V236H121ZM15 238V239H14ZM129 238V239H128ZM166 238H168V239H166ZM202 238V237H201ZM200 238V239H201ZM231 238H232V240H231ZM7 239V238H6ZM13 239V240H12ZM19 239V238H18ZM91 239V240H90ZM109 239V240H108ZM132 239V238H131ZM143 239V240H142ZM175 239V240H174ZM199 239V240H200ZM110 240H112V241H110ZM119 240V241H118ZM141 241H145V239L144 238H141L140 239ZM167 240V241H166ZM197 241V243H199V244H197L196 243V248L195 247H191L190 246V248H189V252L191 253V255H193L194 256V260H197V258L199 259V254H200V252L202 251V249L203 248H201L200 249V247H202V245H203V243H202V241ZM57 241V242H56ZM59 241L61 242V243H59ZM92 241V242H91ZM94 241L95 242H97V243H94ZM99 241V242H98ZM106 241V242H105ZM161 241V242H160ZM226 241V240H225ZM103 242V243H102ZM111 244H110V243ZM174 242V243H173ZM100 243H102V244H100ZM115 243V244H114ZM174 245H173V244ZM227 243V244H228ZM4 244V246L5 247H7V245H5ZM12 244H11V247H12ZM57 244H58V246H57ZM53 245H55V246H53ZM59 245H60V247H59ZM95 245H97V246H95ZM99 245V246H98ZM107 245V246H106ZM167 245V246H166ZM177 245V246H176ZM103 246V247H102ZM105 246V247H104ZM111 247V249H110V247ZM225 246H227V245H225ZM51 247V248H50ZM107 247H108V251L110 252V253H108V251H107ZM248 247V246H247ZM247 247H245V248H247ZM62 248V249H61ZM104 248V249H103ZM126 248H127V250H126ZM169 248V249H168ZM221 248L222 247H220V253H219V255H218V259L220 260V261H222V262H224L223 260H225L224 258L222 259V256H224V251H226V252H228L227 250H230V249H228L229 248V246H227V248L226 247H224V248H226V250L224 249V248H222V249H224V253L223 252H221ZM245 248H243L242 250L244 251L245 250ZM249 248V247H248ZM61 251H60V250ZM99 249V250H98ZM198 251V249H199V254L197 253V252H195L196 250ZM217 249H219V248H217ZM216 249V250H217ZM20 250H22V251H20ZM51 250V251H50ZM64 250V251H63ZM175 250L177 251V252H175ZM194 251V252H191V251ZM24 251V249H19V252H23ZM58 251V252H57ZM66 251V252H65ZM98 251V252H97ZM100 251V252H99ZM103 251V252H102ZM105 251V252H104ZM204 251V250H203ZM254 251H256V250H254ZM57 252V253H56ZM63 252H65V253H67V254H65V253H63ZM107 252V253H106ZM245 252H246V250H245ZM257 252V251H256ZM256 252H254L255 254H257V255H255V254H253L254 255V257H256L257 258V256H258V252L256 253ZM262 252V251H261ZM260 252V253H261ZM52 253V254H51ZM53 253H55V254H53ZM103 253H106V254H108V255H105V254H103ZM193 253V254H192ZM195 253H196V257H195ZM202 253H204V252H202ZM242 253V252H241ZM250 253H253V251L251 252V250H250V252H249V254ZM60 254V255H59ZM62 254V255H61ZM91 254V255H90ZM93 254V255H92ZM96 254V255H95ZM100 256H99V255ZM119 254V255H118ZM177 254V255H176ZM198 254V255H197ZM223 254V255H222ZM244 254V253H243ZM243 254H240V255H243ZM264 254V253H263ZM49 255H51V256H49ZM94 255H95V257H94ZM104 255V256H103ZM222 255V256H221ZM225 255H227L226 253H225ZM252 255V254H251ZM262 254H260V256L259 257H263L264 258V255L263 256H261ZM17 256H22V254H20V255H17ZM29 256V260H27V262H25L24 264H33V262H34V264L35 263H37L36 261V259L33 257V256H31V257H33V259L30 257V255H28ZM27 256V257H28ZM44 256H45V258H44ZM62 256V257H61ZM93 256V257H92ZM106 256V257H105ZM131 256V257H130ZM181 255H179V257H180ZM220 256H221V259H220ZM49 257H51V258H49ZM53 257H54V259H53ZM61 257V258H60ZM90 257H92L93 259H91ZM107 257H109V258H107ZM119 257V258H118ZM120 257H121V259L123 260V262H122V260L120 261ZM227 257V256H226ZM225 257V258H226ZM70 258V259H69ZM101 258V259H100ZM241 258H245L246 259V257H242L241 256ZM257 259V260H260V263L261 262H263V258L262 259ZM50 259H52V261H53V263H51L52 261L50 260ZM65 259H67V260H65ZM74 259V260H73ZM91 259V260H90ZM97 259V261H95ZM98 259H99V261H98ZM103 259H105V260H103ZM110 259V260H109ZM131 259V260H130ZM255 259V258H254ZM253 259V261L254 262H256L255 260ZM34 260V261H33ZM36 260V261H35ZM49 262H48V261ZM56 260V261H57ZM84 260L86 261V263L84 262ZM102 260V261H101ZM106 260H108L107 262H105ZM113 260V262H115ZM133 260V261H132ZM180 260V259H179ZM178 260V261H179ZM262 260V261H261ZM21 261V260H20ZM51 261V262H50ZM56 261H55V263H56ZM250 260H248V261H245L244 260V262L246 263V262H249ZM72 262V263H71ZM100 262V263H99ZM122 262V263H121ZM179 263V262H178ZM259 263V264H260ZM60 264H61V262H60ZM112 264V263H111ZM222 264H225V263H222ZM247 264V263H246ZM249 264H250V262H249ZM256 264H258V262H256Z\"/></svg>", "mask_w": 264, "mask_h": 264}]
</instances>
